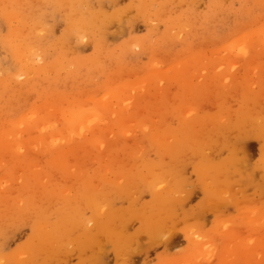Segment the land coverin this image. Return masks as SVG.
I'll return each instance as SVG.
<instances>
[{
  "label": "rangeland",
  "instance_id": "rangeland-1",
  "mask_svg": "<svg viewBox=\"0 0 264 264\" xmlns=\"http://www.w3.org/2000/svg\"><path fill=\"white\" fill-rule=\"evenodd\" d=\"M170 1H173V0H160V1L156 0V3H155L156 5H154V6H156L155 9H153L154 7H152V8L149 9L150 11L149 10H147V12L145 11L143 15L142 14H139V15L136 14L137 18L135 17V19H134V16H133L134 15L133 11H131V13H133L131 15L130 11L128 9V11L125 12L126 14L124 16H125V19L129 22V24H125L124 23L123 25H125V26L122 28L123 31L121 30L120 33H116L112 37H110L111 35L109 33L108 38L106 39L107 41H104V44L106 46L104 45L105 48H102L104 52L102 51V49L101 50L96 49L95 46H93V44L89 40H87L86 37H85L86 41H81V40L84 39L83 38V39L80 40L79 45H77V47H78V50H76L77 53L74 51L75 48H72L73 52H72L71 49H70L71 51L69 52V49L66 48V49H68V51L67 50H66V52L64 51L66 54L64 53L62 58H60L61 56H59V58L57 59L58 56L56 55L57 56L56 57L52 53L53 50L48 51L49 53H47L46 60H51L50 58H53V57H50V56L54 55V58H53L54 59V64L57 63V61H58V65L59 66L56 64L57 66L55 65L52 68L53 71L49 69V71H48L49 74L45 73L46 77H45L44 73L43 74L39 73V75H37L38 72H37V74H34L33 71H30L31 73H33L31 76L29 75L30 73L28 72L29 74L27 73L28 75L24 78L25 73H23L21 78H16L17 80L18 79H20V80L16 81L15 77L17 75H14V72L16 73V70L18 69V67H19V69L21 68L20 64L18 63L19 61H20V63L22 62V60H20L21 55L13 54L10 49L8 50L5 47L6 44H4L0 40V59L2 60L3 65L7 66L9 64H12V63L14 64L15 63L14 65L12 64V65L9 66V68H10L9 75L11 73H13V74L10 75V77L12 78V75H13V77H14L13 79L14 80H12L11 78H10V81L8 79H6V80H8L10 82V84L13 85V86L10 85V86L13 87V89H12V87L10 89V86L8 88V86H7V85H9V84H7L8 81H6V83L4 82L5 79H3V81H2V78L7 77L8 74H6V73L4 74L2 71H0V78H1L0 81H2L1 83L4 86H5V84H7L6 88H5V89H7L6 90L7 92L5 91L4 86H3V89H2V87L0 89V96H1L0 97V114H1L0 115V123H1L0 127L2 125V128H0V145H2V146L4 144L5 145L6 144H13L14 145L15 142H16V147L14 145L15 148L11 147L13 145H10L7 148V150H6V148L2 150L1 147H0V151L2 150L0 152V161H2V159H3V161L0 162L1 163L0 164V189H1L0 192L4 193V194L1 193L2 195H0V197L5 198V199H2L4 201L0 200V215L2 216L0 218L1 219L0 223H3L4 217H6V216L7 217L9 216L11 218V220L8 219L7 221H4L5 222V227H4V223L2 225L0 224L1 225L0 228H2V230H0V256L4 257L3 259L9 260V261H13V260L14 261L15 260L16 261H21V262H24L23 264H25V262H26L25 259L27 260V262L30 261V259H28V257L31 258V260L32 259L34 260L32 255H35V254L32 253L31 250H32V248L34 246L37 247L38 245H40L39 241H42V243H44L42 236H43V234H46V232L49 230L48 229V225L46 226L47 222H48V224H50V223L53 224L54 223L53 225L51 224L52 226H54L56 224L57 225L60 224L59 226L61 228L58 226V228H60V229H58V228L55 229V227H54V231H55L54 236H55L56 241L60 237L62 239L64 237H66V236H69V234L71 235V233L74 231V233H72L73 236L74 237L77 236L76 237L77 240L81 239V241L83 242L82 235L78 231L73 229L72 232H69L70 228L68 230L64 229V226L60 223V222L63 221V217H65V215H66V214H64L65 213L64 211H68L70 209V207H72V208L75 207V210H78V211L74 212V214H76V216H73V218L71 217V220L73 221L72 222L73 226H75V227H76V224L78 223V220L80 219V217L85 219V223L87 222V224H89L88 221H87V217H89L92 214V207H91L92 204L97 203L98 206L102 205L104 208L107 209V206H104V203L106 202L105 205L107 204L108 207L110 208V209H107V211L108 210H112V213L114 215H115V212L113 210L116 211V210H118L120 208H122L121 211H123L126 208L125 209L126 212L129 210L127 212V214H132V216L134 215L135 220L131 218V221L134 220L135 222L133 221V222H130L128 224L127 231H132L133 228L134 229L138 228L139 221H138L137 217L135 216L134 211H143V209H142L143 203L149 202L151 200L150 198L152 197L151 196L152 195L151 191L149 189L143 187V182H149V180H151V178H153V177H156V178L162 177L160 179L158 178L154 182V187H155V185H156L155 183L161 182L162 179L165 181V183L161 182L162 184H160V185H162V187L159 184L158 185L160 187H158V185H157V189L158 190H162V189L166 188L167 186H170V185L172 186V185H174L175 183H178V182H179L178 184L180 186V188H179L180 190H179L178 193L182 192V190L184 191V193H186L187 191H189V189H191L190 193H188L189 195L187 193H186L187 195H185L183 193L186 196V200L187 201H186V204L182 208L180 207V211L178 210L179 207L176 209V216L177 217H175L173 223H170V224H173V225L167 224L165 226V228H163V229H161L159 226L156 227V229L160 228V230H166V228H168L169 225H170V229L174 228L173 231L172 230L169 231V228H168V230H166V232L168 231L169 233L170 232L171 233L168 234V236H166L167 233L165 234L163 231L160 232V230H159L157 232V234L155 233L156 234L155 235L156 238L153 239V240H151V238L148 235L141 234V236L139 237L140 242H138V244L141 247L139 245H137V247H135V250L134 249H133V251L131 250L134 254H132V255L129 254V257H128L129 260H127L128 262H126V263L125 262H122V263L118 262V264H143V263L144 264L145 263L146 264H148V263L149 264H180V263L181 264H184V263H187V264H189V263L190 264H206V263L207 264H247V263L248 264H264V258H262V257H264V239H262V238H264V218H262V217H264V216H262V215H264V214H262V213H264V211H262V210H264V208H262V207H264V179L260 178L262 176L258 173L259 171L258 170L253 171L254 175L251 176V184L252 185H247L246 186L243 181L241 183H239V184L243 183L241 185V187L244 186V188H245V186H246V188L244 189L245 192L244 191H243V193L239 192V193H242L241 194L242 196L241 195H239L241 197H239L238 195L236 196V197H239V199H236L234 197V195H236L238 193V191H240L239 190L240 186L238 185L237 188H239V189H236L235 192H233L234 190L231 191V193L229 192L230 193L229 194L230 197L227 199V197L225 196L226 197L224 199L225 201L224 200L220 201L223 198H222V195L220 197V194H219L218 196H216V199L214 198V201L216 200V202H214L212 200L213 203H211V205L208 208L204 206L200 210L199 209L200 208V203H202L203 201H202V191L199 190L201 188H199V183H198V177H197V174H196V169H198L200 167V169L203 170V172H204L205 169L209 170L208 167L210 165H214L218 161L217 160L218 158L227 157L229 154H228L226 149H221V151H220V149H218L217 152L219 153V151H220V153H219L220 155L219 154L216 155L215 154L216 151L214 149L215 152H213V154H212V150L213 149L211 150V148L205 146V148H206L205 150L206 151L211 150V152L209 151L206 154L205 153L206 151L204 150L205 151L203 153L204 156H203V154L194 152L196 157H197L196 158L195 155L193 154V151H192L193 148L191 146H187L186 147V142H184L187 139H189V140L190 139H198L200 137L199 134L200 135L202 134L201 137L203 138L202 139L200 137V141L199 142H203V140H204V142H206L207 138L208 139H212L213 135L214 136L216 135V133H213V131H214L212 129L213 126L216 129V127H215L216 124H218V125L225 124V123L227 124V123L231 122V120L234 121V119L237 118L238 113H239V115H241L243 112H247L246 110L249 109V107H250L249 113L251 114L252 112H254V115L253 116L251 115V116L254 119H256V120H254L255 122L259 118H260L259 120H264V119H262V118H264V115H262V114H264V111H261V110H264V104H262V103H264V99H262V96H264V41H262V39H264V36L261 37L262 32H264V29H262V28H264V4H262V3H264V0H259V1H257V0H250L249 1L248 0L249 2H246L247 0H245V1L244 0H236V1L235 0H198V1L197 0H191L192 3L189 2L190 0H187V1L186 0H180V1L179 0H174L176 3L173 2V4H170ZM183 1H185L184 6L182 4L183 7L179 9V7H180L181 3H183ZM254 2H255V4H254ZM116 3H117L116 5L118 6V7L116 6L117 8H120V9H122V8H124V9L130 8L129 7L130 0H116ZM157 3H159L160 6L159 5L157 6ZM164 3L166 5L169 4L167 6V9H165V8L163 9V6H165ZM258 3L259 4L261 3V4L259 5ZM161 4H162V6H161ZM103 5H104V8L106 9V5H108V4H106L104 2ZM174 5L175 6L177 5L176 6L177 8ZM221 5H223V6H221ZM109 6L110 5H108L107 8L111 9L112 6H110V7ZM256 6H257V8H256ZM160 7L164 11L159 9ZM261 7H262V9H261ZM220 8H222L221 11H219ZM29 9H31V8L28 7V10ZM57 9L59 10L60 8H57ZM168 9H169V11H168ZM223 9H226L227 11H225ZM58 10H55V11H57V12L60 11L61 12V9L59 11ZM156 10H157L158 14L155 12ZM170 10H172V11H170ZM174 10H175V12H174ZM243 10H245V11H243ZM60 12L59 13H55L54 12L55 15L58 14V16L57 17L55 15L53 16V17H56V18L52 19V20H54V21H52V24L55 21L56 22L53 24V34H52V36H48L46 38V42L47 43H51V42H55V41L57 42L59 40V38L63 35L64 31H65V24L61 20L62 16H60L61 18H59V15H62V12H61V14H60ZM127 12H129V13H127ZM134 12H135V10H134ZM186 12L189 13L190 15L187 14V16H185ZM216 12L217 13L218 12H220V13L223 12L224 15H222V14H218L217 15ZM193 14H195V15H193ZM200 14L201 15L203 14V15L200 16ZM210 14L213 15V16H211ZM214 15L216 17V21L217 22L214 20L215 19ZM126 16L129 17V18H127ZM143 16H145V17H143ZM218 16H219V18H217ZM239 17H240V19H239ZM129 19H131V20H129ZM202 19H203L205 25L204 24H200V22L203 23ZM219 19H221V20H219ZM205 20L207 21V25L205 23L206 22ZM233 20H234V22H233ZM48 21H50V19ZM149 21H150V23H149ZM10 24H11L12 29H16V28H19V27L21 28L22 27L16 21H13ZM114 24H115L116 27H118V24H116V23H114ZM114 24H112L113 26L111 25L109 27L110 29L112 28L111 30L109 29V31H113L114 30V32H115L116 27L114 26ZM176 24H177V26H176ZM183 24H184V28H183ZM186 24H188L187 25L188 27L185 26ZM238 25H239V27H238ZM15 26H17V27H15ZM211 26H212V28H211ZM7 27L9 28V23L7 21H5V20H2L1 16H0V38H7V37L9 38V36L7 34L9 33L10 28L8 29ZM114 27H115V29H113ZM235 27H238V28H235ZM170 28H171L172 32H170L171 31ZM214 28H215V30H214ZM173 29H175L176 31L175 30L173 31ZM183 30H185V31H183ZM180 31H182V32H180ZM167 32L168 33L170 32L169 33L170 36L172 35L174 38H170V36H167ZM173 33L176 34V36H174ZM219 34H222V35H220V37H219ZM238 34H240V35H238ZM190 35H192V36H190ZM224 35H226V36L223 37ZM242 35L243 36H247V38L248 37L251 38V39H246V42L249 40L248 44L244 40H243L244 43H243V41H242V43H243V45L247 44V45H244V46H246L248 49L252 50V51L248 50L247 54H245V52L243 53L242 51L238 50L240 54L241 53L245 54L243 57L241 55H239L237 53V51L234 52V50L236 49L237 46L236 47L234 46V48H233V46H228L229 44L233 45L232 42H234V41H232L231 38L235 39V37L236 38L238 37V39H239V36H242ZM243 36H242V38H240L241 40L243 38H245ZM176 37L180 41L178 39H176ZM256 37H259V38H256ZM55 39H57V40H55ZM240 39H239V41H240ZM18 40L17 39L16 40L13 39V41H15L13 43L15 45L19 44L18 42L20 40L19 41ZM237 40H236V42H237ZM131 41H132V43L134 42V44L130 45ZM250 41L254 45L251 44ZM184 42H186V43H184ZM238 43H237V45H238ZM242 43L240 42L241 45H242ZM226 44H228L227 48L225 46ZM70 45H73V44L71 43ZM124 45H125V47H123ZM251 45H253V46H251ZM260 45H262V46H260ZM149 46H151V47L148 48ZM221 46H224L225 48L224 47L222 48ZM250 46L252 48H250ZM131 47H132V49H131ZM152 47L154 49H152ZM231 47L234 49V50L232 49L233 52L228 50ZM123 48L124 49L126 48V50H124ZM254 48H256L255 51H254ZM119 49H120V51H119ZM127 49L131 52V53L129 52L130 55H127V54L125 55V53H127ZM155 49L157 50L156 51L157 53L154 51ZM225 49H226V51H224ZM106 50L112 51L113 55H109L106 52ZM122 50H123V53H122V56H121L120 52H122ZM183 50H184V52H183ZM98 52L100 54H98ZM170 52H172V53H170ZM208 52H209V54H208ZM229 52H232V54L233 53H237V55H239L240 57L236 56V54H233L231 57H229L230 56L229 54H231ZM152 53L153 54L156 53V54L153 55ZM105 54H107V55H105ZM169 54H170V56H169ZM214 54H216V55H214ZM226 55L227 56L229 55V56L227 57ZM254 55L256 56V59H255ZM17 56L20 57V58H18L19 60L17 59ZM110 56H112V57L115 56V57H113V60H111L112 58H110ZM116 56L120 57L121 59L117 58ZM123 56H125V57H123ZM222 56H223V58H221ZM39 58L40 57L38 56V58L36 60H40V62H41V59H39ZM42 58H43L42 61L45 60L44 56H42ZM115 58H117V59L114 60ZM75 59L77 61H80V63H81L80 67L79 66H75L72 63V61L74 63H76L74 61ZM122 59L125 60V61H123ZM204 59H206V60H204ZM258 59H259L260 62L258 61ZM84 61H85V63H82ZM113 61H115V62L113 63ZM116 61H118V62H116ZM253 61H254V63L255 62L256 63L255 64L252 63ZM123 62H125V63H123ZM218 62L220 63V65L222 64L221 67H220ZM66 63H70L71 65L66 64ZM115 63H116V67H114V65H113ZM232 63H234V65ZM34 64L36 65L37 62L34 63ZM232 65H233L232 68L229 67V66H232ZM12 66H14V67H12ZM84 66H86V67H84ZM223 66H224V68H222ZM81 67H82L83 70L81 69ZM205 67H206V69H205ZM228 67L231 68V69H228ZM116 68H118V69H116ZM163 68H165V69H163ZM201 68H203V69H201ZM219 68H221V69H219ZM19 69L17 70V72L20 71ZM60 69H61V71H60ZM151 69L153 70V72H152ZM190 69H192V70H190ZM214 69H216V70H214ZM199 70H200V72H199ZM205 70H206V72H205ZM50 71H52L51 74H50ZM63 71H65V72H63ZM113 71H114V73H113ZM149 71H151L152 74H149L150 73ZM193 71H195V72H193ZM57 72L59 74H57ZM228 72H230L231 74L228 73ZM1 73H3V74H1ZM154 73H156L157 75L154 74ZM174 73H176V76L174 75ZM16 74H20V76H21L20 72L16 73ZM153 74L155 76H153ZM237 74H239V75H237ZM42 75H44V81L45 82H43ZM59 75H61V76H59ZM28 76L30 78H28ZM34 76L35 77L38 76V77L35 78ZM148 76H149V79H148ZM173 76H175V77H173ZM198 76H201V77H198ZM224 76H227V77H224ZM230 76H231V78H230ZM238 76H241V77H238ZM18 77H19V75H18ZM48 77H50L51 79H49ZM213 77H216V78H214V81H213ZM222 77H223V80L226 79V78L227 79L222 82ZM27 78L30 79L31 81L27 80ZM38 78L39 79L41 78V80H38ZM204 78L208 79L210 81L205 80ZM134 79L135 80L138 79L139 81L138 80L135 81ZM228 79H229V81H227ZM230 79H232V80H230ZM23 80H25L24 82L26 83V85L28 87V90H26V92L28 91L27 93L25 91H24L25 93L23 91L21 92V88H20V90L18 88L19 85L21 84V81L23 82ZM204 80H205L206 83L204 82ZM217 80H218V83H217L218 87L220 86L218 88V90L219 89L220 90L225 89L224 91L227 92V90H228L227 88H224V87L222 88V86H224V82H225L226 87L229 84H234L233 85L234 89H233V87L231 85H229L228 86V88H229L228 91L231 90V88H230V86H231L232 89H233V93L236 92V95L238 94V96H236V95H234L232 93H231V96H230L229 93L225 92V94H224V91L222 92L220 90L216 94V92H217V90H216V86H217L216 81ZM12 81L13 82L15 81V82L11 83ZM18 82H20V84H18ZM185 82H186V84H185ZM197 82H199V83H197ZM16 83L18 85H16ZM138 83L140 84V86H139L140 88L138 87V85H139ZM200 83H201V85H200ZM2 84H0V85L2 86ZM38 84H43L42 88H43V86L44 87L46 86L47 89L44 88L41 91V86L38 87ZM198 84L201 87L200 86L198 87L199 90L198 89L194 90V91H197L196 94L195 95H194V93H192V95L190 94L189 95L190 98H189L188 94L190 92L188 91V94H186L187 91H186L185 87L187 85H189L191 87V85H193V86L195 85L196 86ZM26 85L24 87L25 89L27 88ZM52 85H53V87H51ZM100 85L102 87H100ZM129 85L131 87H128ZM143 85L146 86V87H144ZM210 85H212L211 87L213 88V89L211 88V90L208 89L210 87ZM250 85H252V86H250ZM245 86H246V89L244 88ZM248 86H249V88H248ZM15 87H16V89H15ZM143 87H144V89H143ZM169 87H170V89H169ZM127 88L128 89H132V91L128 90ZM174 88H176V89H174ZM214 88L216 90L215 92H214ZM235 88H237V89H235ZM243 88H244L245 91H243ZM25 89H23V90H25ZM33 89H34V91H33ZM121 89H122V91H121ZM123 89H126L129 92L126 91V90L123 91ZM142 89H143V91H142ZM14 90H15L16 93H13ZM43 90H44L45 93L41 94L43 92ZM112 90L113 91L115 90L114 94H112ZM119 90H120V93H121L120 96L122 95L124 97H127V96H125L126 93H127L126 95H128V96L131 95V99H130V97H129V99L133 101V102L132 101H130V102H132L131 104H134V105L128 106L129 109L128 108L127 109L130 112L126 113L127 110H125L124 107H123V106H126L127 104H129V102L126 103L123 106H122V103L120 102V107L118 106V108L115 107V105H113L116 102V106H117V103L119 102L118 98L115 96V92L119 93ZM236 90H239V92H237ZM38 91L41 92L40 93L41 95L39 94ZM46 91H48V92H46ZM108 91H109V94H107ZM134 91H135V93H134ZM198 91H199V93H198ZM37 92H38V94H36ZM231 92H232V90H231ZM247 92H250V95H249L250 98L247 96V94H248ZM21 93H23V94H21ZM60 93H61V95H60ZM102 93H104V94H102ZM181 93H182V95L183 94L185 95V98L187 97L186 98L187 99L186 102H187V106L189 105V108L186 105H184V104H186L185 100H184V102H182L183 104L182 103H178L179 102L178 98L181 95ZM211 93H213V94L215 93V95L210 96V95H212ZM3 94H5V96H3ZM201 94H203V95H201ZM226 94H227V96H226ZM205 95L206 96L208 95L207 96V100L204 99V98H206ZM233 95L235 97H238V98H234ZM142 96H144V97L146 96L145 97V101H146L147 98H148V101L151 98L150 100H152V102H154V103H156L157 101H158V103H160V105L162 103L161 106L160 105L158 106V103L156 104L157 105L156 108H158L159 110L164 105V103L166 105L167 101L169 102V104L172 102L171 104H173V105H170L171 108L169 106H168L169 108L165 107V105H164V108L162 110L163 114H162L161 111H157L158 112L157 113L156 110L155 111L153 110L155 105H154V103H150L151 101L150 102L146 101L147 102V104H145L146 107L142 106L145 103V101H143V100L139 101V105H137L138 103H137L136 100H138ZM215 96L217 98L220 97L223 100L225 99L223 97L226 96L225 100H228V101H226L228 104H223L222 103L223 102L222 99L221 100L218 99V101H217V99H215V101H216L215 102L213 100ZM26 97H28V99ZM40 97H42V98H40ZM104 97L108 98V99H104V100H106V101L110 100L109 103L112 102V105H113L112 108L115 109V111H113V113L114 112H119V113H121V115L123 114L124 115V121H125V116L127 115L126 116V121H125L126 126H124L125 130L123 132V129H122V131H119V129L117 127H115L114 125H109V124H111V122L113 120L118 118L117 115H119V113L118 114L116 113L115 115L117 117H114L111 120V117L114 116V115L112 116L113 113H111L112 111H110L111 107H106V109H103V113H105L104 115L107 116L106 118H109V115L111 113V117L109 119L111 121H107L106 122V120H105V122H106L105 130H104V132L102 133V135L100 137L101 138L100 140H104V143H105V140L106 141L109 140V144L111 143L110 145L107 143L108 141L106 142V144L102 143L103 146H105V145L107 146V147L106 146L104 147V148H106V150L103 149L102 145H101V147H99L100 145L99 146L95 145V146H92V147L88 146V147H91L92 150L94 149L93 152H92V150L90 148L89 149L87 147L85 148V146L81 145L80 142L77 143V141L80 140V138H81L80 136L73 137V140L75 138H77V139H75L74 141H71L69 145H64V148H66L65 152L64 151L63 152H59V155H58L59 157L57 156L58 158L50 156L51 153L58 151L57 150L58 147L57 148H52L51 147V149L48 148V150L46 148V151L48 153H45L46 151H45L44 147H43L44 151H43V148L39 149L40 148L39 146H38L39 148H36L37 150L36 149L32 150L31 146H33V143H31L30 140H32L33 137H36L38 135V133H40L42 135H46V134H44L45 131L48 133V132L54 130L57 133H59L61 131L60 132V135H61V133L63 131H65V127L62 124V122L61 121H57V120H59V117H61V112L60 111H62V110L63 111H69L73 103H78L77 105L80 104V106H83V104L86 103V104H84V106L86 108L87 107H89V108L90 107L91 108L92 107H97L98 108L99 107L98 106L99 98L101 99V98H104ZM124 97H123V99H125ZM158 97H159V100H158ZM160 97H162V99H160ZM202 97H204L203 100H202ZM228 97H229V99H228ZM246 97H248V98H246ZM61 98H63V101L61 100ZM90 98L91 99L93 98V100H91ZM112 98L114 100H116V101H114ZM152 98H155V99L157 98V99L155 100V99H152ZM167 98H168V100H167ZM196 98H198V99L200 98V100H198V99L196 100ZM209 98H213V99H210V103H209V100H208ZM129 99L128 100L125 99V100L129 101ZM72 100H74L73 103H72ZM84 100H87L88 102L84 101ZM117 100H118V102H117ZM120 100H121V97H120ZM164 100H165V102H164ZM194 100H195V102H194ZM212 100L216 104H218L219 106L216 105ZM260 101L262 103L259 104ZM3 102H5V103H3ZM46 102H47V106H46ZM50 102H52V103H50ZM193 102L194 103L199 102V103L196 104V106L193 107L192 106ZM201 102H203V103L201 104ZM211 102L214 103L213 107L211 105L209 106V104H213ZM10 103L11 104L13 103V104L11 105ZM43 103H44V105H43ZM87 103L88 104L90 103V105H88ZM194 103H193V105H194ZM207 103H209V104H207ZM224 103H225V101H224ZM247 103H248L249 107H248ZM7 104L9 105V107H8ZM48 104L49 105L51 104L50 105V109L52 108L51 110L49 109ZM123 104H124V102H123ZM169 104H167V105H169ZM179 104H180V106H182V107H180V109L178 108ZM62 105H64L63 106L64 108L62 107ZM109 105H111V104H109ZM151 106H153V107H151ZM58 107H59V109H58ZM85 107L83 109H85ZM122 107H123L124 110L122 109ZM184 107H187V109L189 111L193 107L192 109L193 110L195 109L193 111L195 113H193L191 111L193 114H191V112H190L189 116L187 114H186L187 117H185L186 116L185 114H184L185 116H183V112L185 113L186 110H187V109H182ZM205 107H207V108H205ZM166 108H168V109L166 110ZM176 108H178L179 111H176ZM256 108H259V109H256ZM55 109H57L56 112H58V113L54 112ZM241 109H243V110L241 111ZM34 110H36L37 113L43 114V112H44V114H46V119L42 121V123H41L42 125L40 124L42 127H43V123L46 124L45 125L46 128L44 127L45 130H43V131L42 130H37V128L41 127L38 124L34 128H31V129L29 128V130L36 129V133H34V130L30 131L28 133L29 130L26 132V130L28 128L25 129L27 126H26V122L24 121V117H25L24 115L28 116V117H26L28 119L30 117L29 116L30 114L28 115L27 113H30L31 111H34ZM40 110H41V112H40ZM116 110H118V111H116ZM227 110H228V112H227ZM233 110L234 111L237 110L236 112H238V113L234 112ZM255 110H257V111H255ZM259 110L261 112H259ZM165 111L166 112L168 111L167 114H166ZM181 111H183V112H181ZM189 111H187V112H189ZM221 112L222 113L225 112L223 114L224 117H223L222 114H221V116L224 118V121L227 120L228 122L226 121V122L223 123V121H222L223 118H221V121L219 120L220 119L219 115H220ZM257 112H259V113H257ZM53 113H55V114H53ZM208 113H210L212 116L210 114H208ZM215 113H216V115H215ZM217 113H219V114H217ZM58 114H59V117H57ZM54 115L57 117V120H56L57 124L53 125L52 129H51V127L49 128L48 126L52 125V124H48V120L50 118H52V117H53L52 119L54 120V118H55ZM230 115L231 116L234 115L233 119H231ZM255 115L258 116V117H256ZM19 116H20V118H19ZM213 116L216 119H214ZM215 116H217V117H215ZM4 117L7 118V119H5ZM189 117H190V119H188ZM17 118H19L20 121L23 120V124H21L19 120H18V123H17ZM26 118H25V120H26ZM132 118H134V121H133ZM209 118L210 119L213 118L212 119V121H213L212 123H210L211 121H210ZM131 119H132V122H131ZM228 119H230V120H228ZM53 120H49V122L52 121V123L55 124L53 122ZM128 120L130 121L129 124H127V122H129ZM135 120H137V121H135ZM2 121H4L3 122L4 124H2ZM184 121L185 122L187 121V122L185 123ZM140 122L142 123L143 128L145 127L144 129L142 128V131L143 132L145 131V133L141 132L140 128L142 127V125L139 124ZM214 122H215V124H214ZM261 122L264 123V121H259V124H261V126L260 125L258 126L259 127L258 130H260V131L264 130V124H262ZM16 123L19 124L20 127L18 125H16ZM196 124L197 125L199 124V125L196 126ZM204 124H206V125H204ZM3 125H5V126H3ZM8 125L10 126L11 131H12L11 133L10 132L9 133L11 134V136L12 135L15 136V137L12 136L13 138L11 136H9V133H8L9 126ZM128 125H130V126H128ZM151 126L154 127V128H152ZM199 126H201V127H199ZM21 127H22V129H21ZM194 127H195V130H194ZM202 127H205V130H204V128L202 129ZM48 128H49V130H48ZM111 128H112V130H111ZM131 128H132V130H131ZM167 128H169V129H167ZM261 128H262V130H261ZM107 129H109L112 132L107 131ZM17 130L18 131L20 130L19 132L21 133L20 134L21 136L18 135L19 134L18 132H17V135H16V131ZM199 130H200V133H198ZM211 130H213V131L211 132ZM41 131H42V133H41ZM173 131L175 133H177V136H176V134ZM201 131H202V133H201ZM205 131H206L205 135L207 137H204L205 135H203V132H205ZM24 132H26V135L24 134ZM105 132H108V136H107L108 138L106 137L107 133H105ZM215 132H217V129L215 130ZM27 133L30 134V135H28ZM64 134H65V132L61 136H63ZM258 134H259L258 138H260L261 135H264L262 133H258ZM7 135H8V137H7ZM164 135H165V137H164ZM169 135H171L172 138H170ZM16 136H18V137H16ZM150 137L154 138V139H159L163 143L168 142V144L170 145V148L165 149L163 147V149H161L162 147L159 146V147H161L159 150H156L154 148H153L154 150L150 149L149 148L150 147L149 146L150 145V141H149ZM167 137H169L170 139L167 140ZM209 137H211V138H209ZM16 138H18V140H22V141L19 142ZM13 139H15V140H13ZM63 139L64 138L60 139L61 140L60 142H65L64 141L65 139L64 140ZM172 140H173V143L178 142V145L177 146H175V145L173 146ZM25 141H26V143H25ZM182 141L184 143H181ZM132 142H134V143H132ZM247 142H248L247 145L249 144L247 147H250L249 149H247V150H249L248 154H249L250 157H249L248 161L250 163L247 161L248 163L246 162L242 166H243V170L249 172V171H251L252 165L255 162H257L259 160V158L261 157L260 156L261 152L259 151V143L256 140H254V138L253 139H252V137H251V139L249 138V140ZM30 143H31V146H30ZM21 144L25 148H23V146ZM180 144H184V145L179 146ZM204 144L205 143H201L200 145L204 146ZM17 145L18 146L21 145V146H19V148H18ZM44 145L45 144H43V146ZM182 146H184V147H182ZM28 147H31V148L27 149ZM46 147H49V146H46ZM59 147H61V146H59ZM159 147H157V148H159ZM181 147L183 149V154H184V152H188L187 153L188 157H190V155L193 157V155H194L196 160L194 158H192V157H190V158H192L190 160H189V158H186V160H185V157L187 155L180 154L181 155L180 156L179 153H178V157H177L176 154H177L178 151L182 150V149H180ZM185 147L187 148L186 151L184 150ZM189 147H190V149H189ZM9 148L11 150L12 149H14V150L11 151V150H9ZM61 148H63V147H61ZM101 148L103 150H105V152ZM24 149H27L29 151L24 150ZM30 149H31L32 152L30 151ZM39 150H41V152ZM51 150L52 151L54 150V151L51 152ZM79 150L82 151V152H79ZM174 150H175V152H174ZM8 151H11V152H8ZM94 151L96 153H94ZM100 151H103L104 154H102L103 152L101 153ZM130 151H131V153H130ZM11 153H12V155H11ZM29 153H30V156H29ZM32 153H33V155H32ZM63 153H65V154L63 155ZM73 153H75V154L73 155ZM93 153H94V155H93ZM180 153H182V151H180ZM130 154H131V156H130ZM214 154H215V156L218 157L217 159H216L215 156L211 157V155H214ZM262 154H264V151H262ZM13 155L15 156L14 159L16 161L10 160L12 157H14ZM91 155H93V156H91ZM168 155H170L171 158ZM207 155H210V156H207ZM179 156H180L181 159L179 158ZM183 156H185L184 159L182 158ZM101 158L102 159L104 158L103 160H106V162L102 161ZM262 158H264V155H262L261 159ZM89 159H90V161H89ZM93 159H95V160H93ZM171 160H172L173 164H172V162H170ZM183 160H184V162H183ZM24 161H25V163H24ZM91 161H93V163H91ZM192 161H194V162H192ZM181 162H182V165H180ZM184 163H186V164H184ZM168 164H170L171 166H168ZM175 164H179L181 167L180 166L177 167V165H175ZM188 164H190V165H188ZM37 165H38V168H36ZM90 165H93V166H90ZM100 165H101V167H100ZM102 165H103V167H102ZM145 165H147V166H145ZM245 165H246V167H245ZM34 166H36V167L34 168ZM152 166H153V168H150ZM155 166L157 167V169L159 168L158 171H160V172L154 171V169L156 168ZM31 167H33V168H31ZM88 167H89V170H88ZM164 168H166V170ZM70 169H72V170H70ZM105 169H108L107 172H105ZM152 169H153V173H152ZM162 170H163V172H162ZM181 171H182V173H181ZM171 172H173V174H171ZM97 173L100 174V175L96 177ZM180 173H181V175H180ZM161 174L164 175V176H162ZM168 174L170 176H168ZM131 175L133 177L132 178L133 180L130 178ZM166 175L168 176L167 179H169V180H170V178L172 176H175V178L172 177L173 180L175 179L173 181V184H171L169 182H167L168 184H166V181H168V180L164 179V177L165 178L167 177ZM259 175H260V177H259ZM148 176H149V178L151 176V178L149 179ZM67 178H70V179H67ZM118 178H119V180H118ZM129 178H130V180H129ZM146 178H148V179H146ZM29 179H30V181H29ZM42 179H43V181H42ZM134 179H139V180H136V181H138V182H136V181H134ZM84 180H86V182ZM146 180H148V181H146ZM159 180H161V181H159ZM184 180H186V181H184ZM35 181H37V183L34 184ZM118 181H121L120 182L121 184H119ZM170 181H172V180H170ZM196 181H197V183H196ZM25 182H28L29 184H26ZM76 182H77L76 186L77 185L79 186L78 188L75 185H74L75 189L71 188L69 186V185H71L73 187V184H75ZM129 182L132 183V184H130ZM136 183L137 184L141 183V184L138 187L139 184L137 185ZM191 183H192V185H191ZM23 184H24L25 188L21 187ZM186 184L192 186V188H189ZM17 185H19L20 187L17 186ZM29 185H30V187H29ZM42 185H44L43 186L44 189H43ZM103 185H104V187H107V188L105 189L103 187ZM253 185H256V186L254 187ZM92 186H95V187L99 186V188L101 186L102 187L101 190L102 191L104 190V191L102 192L99 188H98L99 190H97L96 188L94 189ZM183 186H185L184 187L185 189H183ZM39 187H42V188H40V190H39L38 189ZM69 187L72 190H74L73 192L75 193V194H73L72 190L70 189L71 192H72V193L70 192V195L72 194L70 197L68 196L69 195L68 192L70 191L68 189ZM110 187L112 189L109 190ZM132 187H133V189H131ZM141 187L143 189H142V191H139L138 188L141 190ZM88 188H90V190ZM118 188H120V190ZM126 188H127V191H126ZM187 188H189V189H187ZM232 188H234V187H231L230 189L232 190ZM59 189L64 190V192L60 191V192H63V194L61 193L62 196L66 195L65 196L66 198L63 197V199L65 198L64 200H62V199L56 200V199L52 198L53 196H55L54 193L56 194V191H58ZM92 189H93L92 193L94 195L91 194V190ZM254 189H255V191H254ZM26 190L29 193L26 192ZM258 190H261V191H258ZM40 191H41V194L39 195L38 193ZM53 191H55V192H53ZM111 191H112L113 194L110 193ZM227 191H230L229 188H228ZM34 192H36V194ZM65 192H66V194H64ZM84 192L86 194H88L89 197H90V194H91L92 197H90V198H88V196L84 197V195H86V194H84ZM114 192H115V195H114ZM117 192H119V193H117ZM132 192H133V196H132ZM134 192L137 193V194H141V195H139L140 197L137 194H134ZM11 193H12V195L14 197L11 195ZM24 193H25L26 196L24 195ZM76 193H77V195H76ZM107 193L110 194L108 196L111 197V195H112V197L109 198L107 196ZM223 193H224V191H223ZM98 194H100L99 196H102V195L106 194V196H103L101 198V197L97 196ZM121 194L123 196H120ZM221 194H222V192H221ZM232 194H233V196H231ZM20 195H21V199H23L25 201H20V204H18L17 201L19 202ZM41 195H42V197H45L46 199L42 198ZM224 195H223V197H224ZM17 196H19V197H17ZM80 196L84 199L85 202L82 201L83 199L80 198ZM135 196L136 197L138 196V198H136ZM10 197H11V199H13L12 201H10ZM25 197H27V198H25ZM74 197H75V199H74ZM125 197H129L130 198L129 201H127L128 198H125ZM231 197H234V199H236V200H234L235 202L233 203V200L231 199V204H230L229 203L230 201H228V200ZM242 197H243V199H242ZM7 198H9L8 202L6 201ZM51 198H52L53 201L56 200V202H54L56 204V206L50 200ZM59 198H60V196H59ZM37 199H38V201H36V203L39 202L38 204H36L35 201H34V200H37ZM98 199H100V200H98ZM259 199H260V201L261 200L262 201L260 202ZM47 200H48L49 204L47 202L44 203ZM49 200L52 202L51 204H50ZM67 200H69V201H67ZM70 200L72 201L71 203H70ZM78 200L82 201L83 204L81 203V205H80V202ZM133 200H135L136 202H134V203L132 202L131 203V201H133ZM247 200H249V201H247ZM75 201L77 202V204L74 203ZM200 201H202V202H200ZM241 201L243 202V204H242ZM244 201H247V202L245 203ZM3 202H5V203H3ZM9 202H10V204L14 203L15 205H13V204L9 205ZM31 202H32V205H30ZM101 202H104V203L101 204ZM254 202H255L256 205L254 204ZM26 203H27V206H26ZM113 203H114V205H113ZM247 203H249V204H247ZM257 203L259 204V206H258ZM33 204L35 205V207H37L36 208L37 210L35 209V207L33 208ZM47 204L48 205H52V206L54 205L53 206L54 208L51 206L52 210H50L49 209L50 207L48 208ZM71 204H73V205H71ZM6 205L7 206H11L12 209L10 207H7ZM40 205L41 206L44 205L47 208V210L49 209V211L47 212L45 210L46 209L45 207H42L43 208L42 209L40 207ZM60 206H62V207H60ZM217 206H218L219 210L215 209ZM1 207H3V208H1ZM6 207L8 209L10 208L9 209L10 213L9 212H5L4 213V211H9ZM67 207H69V209H67ZM256 207H258V208H256ZM18 208H20L19 212L17 211V210H19ZM31 208H33L35 210V212H32L31 210H33V209H31ZM58 208H60V209H58ZM115 208H117V209H115ZM205 208H207V209H205ZM209 208H211V209H209ZM258 209H260V210L257 211ZM26 210H27V212H26ZM43 210L45 212H42ZM177 210L179 212H177ZM16 212H18V214H19L18 216L16 215L17 214ZM20 212H22V213H20ZM61 212H62V214H61ZM6 213H9V215H7ZM12 213L13 214L16 213L15 216L13 215V217H11ZM23 213H25L24 214L25 217L28 214L29 221L31 220L30 223H28L29 222L28 219H26L24 216H21V215H23ZM37 213H39V214H37ZM51 213H52V215H50ZM57 213H59V214H57ZM125 213L123 212V213L117 214V215L118 216L125 215ZM127 214L125 216H122V217L129 216ZM260 214H261V216H260ZM3 215H4V217H3ZM37 215H39V216H37ZM245 215H246V217H245ZM248 215H249V217H248ZM31 216L34 217V218L30 219ZM43 216L46 217L47 219L43 218ZM7 217H6V219H7ZM57 217H59V218H57ZM219 217H221V218H219ZM257 217H258V219H256ZM2 218H3V220H2ZM49 218H50V220H49ZM222 218H224V219H222ZM253 218H255L256 220L253 219ZM12 219H15V221H18L19 225L14 220L12 221ZM218 219L220 220L219 222H217ZM225 219H228V220L223 222V220H225ZM254 220H255V224L253 223ZM52 221H54V222H52ZM12 222H14V223H12ZM89 222L91 224H89L87 226H91L92 225V221H89ZM227 222L229 224H227ZM221 223H222V225H221ZM6 224H7V226L9 228L11 227V229L12 228H14V229L11 230V229L8 228V230H7ZM11 224H13V225L11 226ZM129 225H130V228H129ZM237 225H239V226H237ZM201 226H202V228H201ZM225 226H226V228L224 229ZM43 227L44 228L46 227V228L44 229ZM34 228H36V229H34ZM49 228H51V227H49ZM183 228L184 229L186 228L188 230L186 231V229L184 230ZM4 229L6 231H4ZM39 229H41V231ZM183 231H185V233L186 232L188 233L187 235L185 234L186 238H187V236L189 234L192 233L190 235L192 242L188 241L184 237V233H182ZM2 232L3 233L6 232V233L3 234ZM193 232H197V234L193 233ZM163 234H165V235H163ZM237 234H239V235H237ZM260 234H262V235H260ZM5 235H7V236L5 237ZM195 235L197 237H195ZM251 235L252 236L254 235V237H252ZM255 235H257V236H255ZM73 236H72V238H74ZM190 236H188L189 239H190ZM246 236H248V237H246ZM192 237H195L194 239H196V240H193ZM161 238H163L164 240L161 239ZM198 238H199V240H202L200 243L204 244L205 247L202 244L199 246L200 243H198L199 242ZM246 238L247 239L250 238V239L247 240ZM74 239L71 240L69 238L68 239L65 238V240H64L65 244L63 246L65 247L66 245H68L67 244L68 242L72 241L73 242V246L71 245V248L74 249L79 244L82 243V242H80L78 244L77 240L76 239L74 240ZM244 239H246V240H244ZM155 240H156V242H155ZM215 240H216L217 243L215 242ZM176 241H178V242H176ZM193 241H195V242H193ZM52 242L53 241H51V244H52ZM72 242H70V244ZM168 242H170V243H168ZM54 243H55V241H54ZM194 243L195 244L198 243V245L197 244L194 245ZM58 245H59V243H58ZM214 245H216V246H214ZM177 246H179V247H177ZM201 246H202V249H201ZM84 247L85 246L81 244V249L82 250L84 249L83 250V257H84L83 259H86V258L89 257V254H86V253H88V252L90 253V250L87 249L86 247L85 248ZM138 247H139V249H137ZM181 247H182V249H181ZM194 247H195V250L193 249ZM198 247H200V248H198ZM69 248H70V246H69ZM205 248H207V249H205ZM209 248H210V250H209ZM164 250H165V252H164ZM207 250L209 251V255L207 254L208 252L206 253ZM211 250H212V252L214 254L211 252ZM73 251L75 253L74 252H71V253L68 252L69 253L68 254L66 252H63L62 254H64V256L61 255V254H58V252H60V251H57L56 252L57 255L55 256L56 259L57 258L58 259L59 258L63 259V257H64V259L66 258L65 260L63 259L61 261H58V262H60L58 264H61V263L62 264H79V262H77L78 258H79L78 257V255H79L78 251L79 250L76 248V250H73ZM76 252H77V254H76ZM84 252H85V254L88 257H86V255H84ZM259 252H260V254H259ZM16 253H17V255L19 254L20 256L19 255L17 256ZM28 253H30V256H29ZM190 253L192 255H189ZM245 253H246L247 256L245 255ZM70 254H72V255L70 256ZM15 255L17 257H19L18 258L19 260H17ZM60 255H61V257H59ZM99 255H101V256H99V259L101 260L102 264H116L117 263L116 259H115V256L113 254V251L110 249V247L108 245H106L105 249L101 253H99ZM196 255H199V256H197L198 259H197ZM204 255H206V256H204ZM230 256H232V257H230ZM67 258H69V259H67ZM55 261H56V264H57V260H55Z\"/></svg>",
  "mask_w": 264,
  "mask_h": 264
},
{
  "label": "bare ground",
  "instance_id": "bare-ground-1",
  "mask_svg": "<svg viewBox=\"0 0 264 264\" xmlns=\"http://www.w3.org/2000/svg\"><path fill=\"white\" fill-rule=\"evenodd\" d=\"M160 1V0H159ZM180 1V0H179ZM187 1V0H186ZM198 1V0H197ZM236 1V0H235ZM245 1V0H244ZM250 1V0H249ZM248 0L246 1V2H249ZM257 1H259V0H257ZM104 2L106 3V4H108V5H110V6H112V8L111 9H109V8H107V6L108 5H106V9L104 8ZM165 2V1H164ZM173 2H175L174 0L173 1H170V4H173ZM189 2H191V0L189 1ZM204 2V1H203ZM224 2V1H223ZM156 3V0H130V5H129V7L130 8H127V9H124V8H122V9H120V8H117L118 6L116 5L117 3H116V0H0V16H1V19L2 20H5V21H7L8 23H9V28H10V31H9V33L7 34L8 36H9V38L7 37V38H0V40L4 43V44H6V48L9 50H11L12 51V53L13 54H19V55H21V58L20 57H18L17 56V59L18 58H20V60H22V62L20 63V61L18 62L19 64H20V69H19V67H18V69L20 70V71H18L17 72V70H16V73H21V76H20V74H16L15 72H14V75H17L16 77H15V80L16 81H18V80H20V79H16V78H21L22 77V75H23V73H25V75H24V78L29 74L30 76L33 74V73H31L30 71H33L34 72V74H37V72H38V74L37 75H39V73H41V74H43L44 73V75H45V73H47V74H49V69L50 70H52L53 71V67L57 64L58 65V61H57V63H55L54 64V55L57 57V59L59 58V56H61L60 58H62V56L64 55V53L66 52V50L68 51V49H69V52L72 50V52H73V49L72 48H75L74 49V51L76 52V50H78V47H77V45H79V42H80V40L81 39H83V40H81V41H86V39H85V37L87 38V40H89L92 44H93V46H95V48L96 49H99V50H101L102 48H105V44H104V41H107L106 39L108 38V35H109V33H110V37H112L114 34H116V33H120V31L122 30L123 31V27L125 26V25H123L124 23L125 24H129V22L125 19V12L126 11H128V9H129V11H130V14L132 15L133 13H134V19H135V17L137 18V16H136V14L137 15H139V14H144V12L146 11L147 12V10H149L150 8H152V7H154L153 9H155V7L156 6H154V5H156L155 4ZM167 3V2H166ZM176 3V2H175ZM181 3V2H180ZM184 3H185V1H183V3H181V5H180V7H179V9L180 8H182L183 6H184ZM192 3V2H191ZM253 3V2H252ZM165 4V3H164ZM182 4H183V6H182ZM189 4V3H188ZM205 4V3H204ZM247 4V3H246ZM254 4H255V2H254ZM257 4V3H256ZM259 4V3H258ZM261 4V3H260ZM259 4V5H260ZM262 4H264V3H262ZM160 6V4L159 3H157V6ZM169 4H165V6H163V9L165 8V9H167V6H168ZM206 5V4H205ZM258 5V6H259ZM109 6V7H110ZM117 6V7H116ZM161 6H162V4H161ZM175 6V5H174ZM177 6V5H176ZM175 6V7H176ZM179 6V5H178ZM188 6V5H187ZM221 6H223V5H221ZM243 6V5H242ZM252 6V5H251ZM262 6V5H261ZM28 7H30L31 9H29L28 10ZM172 7V6H171ZM253 7V6H252ZM260 7V6H259ZM258 7V8H259ZM57 8H60L61 9V12H62V15H59V18H61L60 16H62V18H61V20L63 21V23L65 24V31H64V33H63V35L59 38V40L56 42H51V43H47L46 42V38L48 37V36H52V34H53V24L56 22H54L53 24H52V21H54V20H52V19H55L57 16H58V14L57 15H55V13H59L60 11V9L58 10ZM173 8V7H172ZM177 8V7H176ZM213 8V7H212ZM256 8H257V6H256ZM159 9H161V7L159 8ZM163 9H161V10H163ZM171 9V8H170ZM196 9V8H195ZM194 9V10H195ZM221 9L222 8H220V10L219 11H221ZM261 9H262V7H261ZM55 10H58L59 12H57V11H55ZM63 10V11H62ZM134 10H135V12H134ZM152 10V9H151ZM158 10V9H157ZM157 10L155 11L156 13H157ZM223 10H225V11H227L226 9H223ZM131 11H133V13H131ZM150 11V10H149ZM164 11V10H163ZM168 11H169V9H168ZM170 11H172V10H170ZM178 11V10H177ZM243 11H245V10H243ZM55 12V13H54ZM61 12H60V14H61ZM154 12V11H153ZM161 12V11H160ZM174 12H175V10H174ZM188 12V11H187ZM186 12V15L185 16H187V14H189V13H187ZM193 12V11H192ZM196 12V11H195ZM204 12V11H203ZM247 12V11H246ZM249 12V11H248ZM260 12V11H259ZM127 13H129V12H127ZM162 13V12H161ZM191 13V12H190ZM217 13V12H216ZM242 13V12H241ZM158 14V13H157ZM164 14V13H163ZM166 14V13H165ZM218 14H222V15H224L223 14V12L222 13H220V12H218L217 13V15ZM56 16V17H53V16ZM160 15V14H159ZM181 15V14H180ZM190 15V14H189ZM193 15H195V14H193ZM203 15V14H202ZM201 14H200V16H202ZM211 15V14H210ZM209 15V16H210ZM216 15V14H215ZM215 15H214V20L216 21V17H215ZM221 15V16H222ZM245 15V14H244ZM149 16V15H148ZM211 16H213V15H211ZM210 16V17H211ZM242 16V15H241ZM127 17V16H126ZM140 17V16H139ZM138 17V18H139ZM143 17H145V16H143ZM193 17V16H192ZM207 17V16H206ZM246 17V16H245ZM127 18H129V17H127ZM187 18V17H186ZM217 18H219V16L217 17ZM225 18V17H224ZM237 18V17H236ZM50 19V21H48ZM156 19V18H155ZM158 19V18H157ZM199 19V18H198ZM239 19H240V17H239ZM60 20V19H59ZM129 20H131V19H129ZM154 20V19H153ZM197 20V19H196ZM219 20H221V19H219ZM236 20V19H235ZM13 21H16L18 24H20V26H22L21 28L19 27V28H16V29H12V27H11V24L10 23H12ZM135 21V20H134ZM158 21V20H157ZM164 21V20H163ZM175 21V20H174ZM202 21H203V19H202ZM206 21V20H205ZM209 21V20H208ZM213 21V20H212ZM128 22V23H127ZM132 22V21H131ZM172 22V21H171ZM176 22V21H175ZM217 22V21H216ZM233 22H234V20H233ZM15 23V22H14ZM13 23V24H14ZM114 23H116V24H118V27H116L115 26V24ZM133 23V22H132ZM149 23H150V21H149ZM198 23V22H197ZM206 23V25H207V21L205 22ZM223 23V22H222ZM112 24H114V26L116 27V29H115V27L113 28V29H115V32H114V30L113 31H109V27L112 25ZM200 24H204V21H203V23H201L200 22ZM216 24V23H215ZM242 24V23H241ZM16 25V24H15ZM156 25V24H155ZM188 24H186L185 26H187ZM205 25V24H204ZM217 25V24H216ZM113 26V25H112ZM176 26H177V24H176ZM213 26V25H212ZM212 26H211V28H212ZM242 26V25H241ZM15 27H17V26H15ZM188 27V26H187ZM238 27H239V25H238ZM238 27H235V28H238ZM8 28V27H7ZM8 28V29H9ZM183 28H184V24H183ZM193 28V27H192ZM112 29V28H111ZM110 29V30H111ZM203 29V28H202ZM233 29V28H232ZM262 29H264V28H262ZM170 30H171V28H170ZM175 29H173V31H174ZM201 30V29H200ZM206 30V29H205ZM214 30H215V28H214ZM258 30V29H257ZM256 30V31H257ZM176 31V30H175ZM183 31H185V30H183ZM187 31V30H186ZM196 31V30H195ZM251 31V30H250ZM170 32H172V30L170 31ZM169 32V33H170ZM179 32V31H178ZM180 32H182V31H180ZM207 32V31H206ZM216 32V31H215ZM224 32V31H223ZM231 32V31H230ZM168 32H167V36H170V34H169ZM177 33V32H176ZM211 33V32H210ZM219 33V32H218ZM169 34V35H168ZM178 34V33H177ZM203 34V33H202ZM205 34V33H204ZM216 34V33H215ZM242 34V33H241ZM249 34V33H248ZM173 35L174 36H176V34H174L173 33ZM220 35H222V34H219V37H220ZM227 35V34H226ZM226 35H224L223 37H225ZM238 35H240V34H238ZM237 35V36H238ZM250 35V34H249ZM179 36V35H178ZM177 36V37H178ZM188 36V35H187ZM190 36H192V35H190ZM243 36V35H242ZM242 36H239V39L240 38H242ZM255 36V35H254ZM262 36H264V32H262V34H261V37ZM106 37V38H105ZM176 37V39H178ZM218 37V36H217ZM243 37H245V38H243L242 40L240 39V41H239V39H238V37L236 38L235 37V39H233V38H231V40L232 41H234V42H232L233 43V45L232 44H226L225 46H226V48L228 47V46H233V48H234V46L236 47V49L234 50L232 47L231 48H229L228 50L229 51H232L233 52V50H234V52H236L237 51V53L239 54V55H241L242 57L245 55V54H247V51L248 50H250V49H248L246 46H244V45H247L248 44V41L246 42V39H251V38H247V36H243ZM170 38H174L172 35L170 36ZM184 38V37H183ZM182 38V39H183ZM256 38H259V37H256ZM13 39H19L18 41V43L19 44H17V45H15L13 42H15V41H13ZM50 39V38H49ZM58 39V38H57ZM57 39H55V40H57ZM149 39V38H148ZM238 39V40H237ZM48 40V39H47ZM137 40V39H136ZM179 40V39H178ZM212 40V39H211ZM216 40V39H215ZM236 40H237V42H236ZM247 43V44H244L243 45V43H244V41ZM254 40V39H253ZM130 41V40H129ZM180 41V40H179ZM194 41V40H193ZM217 41V40H216ZM215 41V42H216ZM242 41H243V43H242ZM252 41V40H251ZM251 41H250V43H251ZM262 41H264V39H262ZM143 42V41H142ZM150 42V41H149ZM187 42V41H186ZM186 42H184V43H186ZM214 42V41H213ZM230 42V43H231ZM239 42V43H238ZM240 42L242 43V45L240 44ZM253 42V41H252ZM47 43V44H46ZM73 44V45H70V44ZM106 43V42H105ZM189 43V42H188ZM237 43H238V45H237ZM262 43V42H261ZM132 44H134V42L132 43V41H131V43H130V45H132ZM174 44V43H173ZM177 44V43H176ZM205 44V43H204ZM236 44V45H235ZM251 44H253V43H251ZM257 44V43H256ZM76 45V46H75ZM105 45V46H104ZM228 45V46H227ZM254 45V44H253ZM253 45H251V46H253ZM258 45V44H257ZM74 46V47H73ZM83 46V45H82ZM111 46V45H110ZM120 46V45H119ZM145 46V45H144ZM168 46V45H167ZM250 46V48H252ZM260 46H262V45H260ZM259 46V47H260ZM123 47H125V45L123 46ZM151 46H149L148 48H150ZM177 47V46H176ZM204 47V46H203ZM222 48L224 47V46H221ZM255 47V46H254ZM55 48V49H54ZM66 48H68V49H66ZM225 48V47H224ZM247 48V49H246ZM71 49V50H70ZM124 49V48H123ZM131 49H132V47H131ZM136 49V48H135ZM139 49V48H138ZM152 49H154L153 47H152ZM157 49V48H156ZM154 50L155 52L158 50ZM166 49V48H165ZM170 49V48H169ZM233 49V50H232ZM255 49L256 48H254V51H255ZM259 49V48H258ZM51 50H53V54L54 55H52V56H50V57H53V58H50L51 60H46V56H47V53H49L48 51H51ZM124 50H126V48L124 49ZM145 50V49H144ZM148 50V49H147ZM191 50V49H190ZM222 50V49H221ZM242 51L243 53L245 52V54H243V53H239V51ZM262 50V49H261ZM65 51V52H64ZM102 51H103V49H102ZM119 51H120V49H119ZM165 51V50H164ZM169 51V50H168ZM210 51V50H209ZM214 51V50H213ZM224 51H226V49L224 50ZM250 51H252V50H250ZM23 52V53H22ZM71 52V53H72ZM104 52V51H103ZM106 52L109 54V55H113V52L112 51H110V50H106ZM130 51L127 49V53H125V55L127 54V55H130V53H129ZM144 52V51H143ZM183 52H184V50H183ZM205 52V51H204ZM232 52H229V53H231V54H229L228 56L229 57H231L233 54H236V56H239V55H237V53H233L232 54ZM77 53V52H76ZM121 53V56H122V53H123V50H122V52H120ZM129 53V54H128ZM140 53V52H139ZM148 53V52H147ZM154 53V52H153ZM152 53V54H153ZM157 53V52H156ZM155 53V54H156ZM168 53V52H167ZM170 53H172V52H170ZM214 53V52H213ZM217 53V52H216ZM221 53V52H220ZM42 54V55H41ZM66 54V53H65ZM79 54V53H78ZM77 54V55H78ZM98 54H100L99 52H98ZM119 54V53H118ZM143 54V53H142ZM155 54H153V55H155ZM159 54V53H158ZM208 54H209V52H208ZM222 54V53H221ZM50 55V54H49ZM90 55V54H89ZM105 55H107V54H105ZM104 55V56H105ZM132 55V54H131ZM135 55V54H134ZM214 55H216V54H214ZM223 55V54H222ZM258 55V54H257ZM13 56V55H12ZM36 56V57H35ZM38 56L40 57L39 59H41V62H40V60H36L37 58H38ZM42 56H44L45 58V60H43L42 61ZM120 56V55H119ZM166 56V55H165ZM169 56H170V54H169ZM210 56V55H209ZM227 56V55H226ZM227 56V57H228ZM255 56V55H254ZM102 57V56H101ZM106 57V56H105ZM113 57H115V56H113ZM113 57L112 56H110V58H112L111 60H113ZM117 57V56H116ZM123 57H125V56H123ZM220 57V56H219ZM225 57V56H224ZM240 57V56H239ZM260 57V56H259ZM48 58V59H49ZM77 58V57H76ZM117 58H119V59H121L120 57H117ZM117 58H115L114 60H116ZM188 58V57H187ZM221 58H223V56L221 57ZM250 58V57H249ZM56 59V60H57ZM85 59V58H84ZM101 59V58H100ZM118 59V60H119ZM154 59V58H153ZM152 59V60H153ZM226 59V58H225ZM255 59H256V56H255ZM16 60V59H15ZM19 60V59H18ZM17 60V61H18ZM61 60V59H60ZM110 60V61H111ZM123 60V59H122ZM155 60V59H154ZM163 60V59H162ZM203 60V59H202ZM204 60H206V59H204ZM235 60V59H234ZM237 60V59H236ZM249 60V59H248ZM37 62V64L35 65L34 63H36ZM66 61V60H65ZM76 63H74L73 61H72V63L75 65V66H81V63H80V61H77L76 59L74 60ZM88 61V60H87ZM109 61V62H110ZM123 61H125V60H123ZM167 61V60H166ZM214 61V60H213ZM258 61H259V59H258ZM39 62V63H38ZM115 61H113V63H114ZM116 62H118V61H116ZM122 62V61H121ZM120 62V63H121ZM178 62V61H177ZM222 62V61H221ZM236 62V61H235ZM260 62V61H259ZM17 63V62H16ZM71 63V62H70ZM70 63H66V64H69V65H71ZM82 63H85V61L84 62H82ZM123 63H125V62H123ZM156 63V62H155ZM158 63V62H157ZM219 63V62H218ZM252 63H254V61L252 62ZM256 63V62H255ZM254 63V64H255ZM13 64V63H12ZM12 64H9V65H7V66H4L3 65V62H2V60L0 59V71H2L4 74L6 73V74H8L7 75V77H5V78H2V81H3V79H5V83H6V81H10V75L11 74H13V73H11L10 75H9V72H10V68H9V66L10 65H12ZM15 64V63H14ZM13 64V65H14ZM118 64V63H117ZM122 64V63H121ZM152 64V63H151ZM154 64V63H153ZM233 65H234V63H232ZM237 64V63H236ZM34 65V66H33ZM56 65V66H57ZM114 65V67H116V63L115 64H113ZM133 65V64H132ZM219 65H220V63H219ZM222 65V64H221ZM221 65H220V67H221ZM224 65V64H223ZM233 65L232 66H229V67H233ZM59 66V65H58ZM68 66V65H67ZM107 66V65H106ZM225 66V65H224ZM224 66L222 67V68H224ZM12 67H14V66H12ZM11 67V68H12ZM65 67V66H64ZM78 67V68H79ZM84 67H86V66H84ZM83 67V68H84ZM173 67V66H172ZM217 67V66H216ZM226 67V66H225ZM228 67V69H231V68H229ZM249 67V66H248ZM208 68V67H207ZM211 68V67H210ZM227 68V67H226ZM81 69H82V67H81ZM113 69V68H112ZM116 69H118V68H116ZM153 69V68H152ZM151 69V70H152ZM163 69H165V68H163ZM193 69V68H192ZM192 69H190V70H192ZM201 69H203V68H201ZM205 69H206V67H205ZM218 69V68H217ZM219 69H221V68H219ZM83 70V69H82ZM214 70H216V69H214ZM227 70V69H226ZM237 70V69H236ZM254 70V69H253ZM52 71H50V74L52 73ZM57 71V70H56ZM59 71V70H58ZM60 71H61V69H60ZM98 71V70H97ZM181 71V70H180ZM231 71V70H230ZM29 72V73H28ZM55 72V71H54ZM63 72H65V71H63ZM150 73L149 74H152L151 73V71H149ZM152 72H153V70H152ZM182 72V71H181ZM193 72H195V71H193ZM199 72H200V70H199ZM205 72H206V70H205ZM3 73H1V74H3ZM28 73V74H27ZM56 73V72H55ZM113 73H114V71H113ZM158 73V72H157ZM164 73V72H163ZM177 73V72H176ZM176 73H174V75L176 76ZM228 73H230V72H228ZM57 74H59L58 72H57ZM92 74V73H91ZM154 74H156V73H154ZM153 74V76H155ZM159 74V73H158ZM202 74V73H201ZM200 74V75H201ZM205 74V73H204ZM227 74V73H226ZM231 74V73H230ZM18 75H19V77H18ZM44 75H42V77H43V82H45L44 81ZM55 75V74H54ZM62 75V74H61ZM61 75H59V76H61ZM157 75V74H156ZM160 75V74H159ZM217 75V74H216ZM237 75H239V74H237ZM255 75V74H254ZM89 76V75H88ZM103 76V75H102ZM152 76V75H151ZM175 76H173V77H175ZM221 76V75H220ZM229 76V75H228ZM3 77V76H2ZM33 77V76H32ZM35 77V76H34ZM38 76H36L35 78H37ZM45 77H46V75H45ZM191 77V76H190ZM198 77H201V76H198ZM224 77H227V76H224ZM238 77H241V76H238ZM14 77H13V75H12V80H14L13 79ZM28 78H30L29 76H28ZM27 78V80H30V79H28ZM49 79H51L50 77H48ZM147 78V77H146ZM192 78V77H191ZM214 78H216V77H213V81H214ZM230 78H231V76H230ZM262 78V77H261ZM1 79V78H0ZM6 79H8V80H6ZM32 79V78H31ZM46 79V78H45ZM58 79V78H57ZM92 79V78H91ZM133 79V78H132ZM148 79H149V76H148ZM155 79V78H154ZM159 79V78H158ZM190 79V78H189ZM198 79V78H197ZM202 79V78H201ZM205 79V78H204ZM227 79V78H226ZM226 79H224V80H226ZM249 79V78H248ZM255 79V78H254ZM22 80V79H21ZM26 80V81H27ZM37 80V79H36ZM38 80H41V78L39 79L38 78ZM62 80V79H61ZM135 80V79H134ZM138 80V79H137ZM137 80H135V81H137ZM172 80V79H171ZM205 80H208V79H205ZM205 80H204V82H205ZM216 80V79H215ZM221 80V79H220ZM223 80V77H222V82L224 81ZM230 80H232V79H230ZM2 81H0V84H2L1 82ZM8 81V83L7 84H9V85H7V84H5V86L2 84V86L0 85V89H1V87H2V89H3V86H4V89L6 88V85L8 86V88H9V86L10 85H12V84H10V82ZM25 80H23V82L21 81V84H20V82H18V84H20L19 85V90H20V88H21V92L23 91H25L26 92V90H28V87H27V85H26V83L24 82ZM31 81V80H30ZM47 81V80H46ZM139 81V80H138ZM164 81V80H163ZM173 81V80H172ZM195 81V80H194ZM208 81H210V80H208ZM227 81H229V79L227 80ZM248 81V80H247ZM15 82V81H14ZM13 81L11 82V83H14ZM40 82V81H39ZM42 82V83H43ZM58 82V81H57ZM134 82V81H133ZM183 82V81H182ZM41 83V82H40ZM192 83V82H191ZM190 83V84H191ZM197 83H199V82H197ZM206 83V82H205ZM218 83V80L216 81V84ZM233 83V82H232ZM248 83V82H247ZM17 83H16V85H18ZM36 84V83H35ZM45 84V83H44ZM51 84V83H50ZM98 84V83H97ZM128 84V83H127ZM130 84V83H129ZM139 84V83H138ZM142 84V83H141ZM185 84H186V82H185ZM229 84V83H228ZM242 84V83H241ZM25 85H26V89L24 88L25 87ZM42 85L43 84H38V87L39 86H41V91H42V89H47L46 88V86L44 87L43 86V88H42ZM54 85V84H53ZM53 85L51 86V87H53ZM135 85V84H134ZM137 85V84H136ZM159 85V84H158ZM200 85H201V83H200ZM199 84L198 85H191V87L189 86V85H187L185 88H186V94H188V91L190 92L189 94H188V97H189V95L191 94L192 95V93H194V95L196 94V92L197 91H194V90H196V89H198V87L200 86ZM214 85V84H213ZM229 85H231L232 87H233V85L234 84H229ZM228 85V86H229ZM240 85V84H239ZM253 85V84H252ZM252 85H250V86H252ZM13 86V85H12ZM12 86H10V89H11V87ZM94 86V85H93ZM140 86V84L138 85V87ZM144 86V85H143ZM189 86V87H188ZM205 86V85H204ZM212 85H210V87L208 88V89H210L211 90V87ZM216 86V85H215ZM228 86L226 87V85H225V82H224V86H222V88L224 87V88H227L228 90H229V88H228ZM230 86V88H231V90H232V92H231V90L230 91H228L227 90V92L226 91H224L225 89H222V90H220V91H224V94H225V92L226 93H229L230 94V96H231V93L232 94H234V95H236V92H234L233 93V89H234V87H233V89H232V87ZM236 86V85H235ZM100 87H102L101 85H100ZM128 87H131L130 85L128 86ZM133 87V86H132ZM144 87H146V86H144ZM144 87H143V89H144ZM176 87V86H175ZM201 87V86H200ZM220 87V86H219ZM218 84H217V86H216V90H217V92H216V94L218 93ZM237 87V86H236ZM63 88V87H62ZM126 88V87H125ZM135 88V87H134ZM137 88V87H136ZM140 88V87H139ZM240 88V87H239ZM245 89H246V86L244 87ZM244 88H243V91H245L244 90ZM248 88H249V86H248ZM9 89V90H10ZM12 89H13V87H12ZM15 89H16V87H15ZM23 89H25V90H23ZM31 89V88H30ZM40 89V88H39ZM65 89V88H64ZM128 89V88H127ZM138 89V88H137ZM143 89H142V91H143ZM150 89V88H149ZM161 89V88H160ZM169 89H170V87H169ZM174 89H176V88H174ZM201 89V88H200ZM213 89V88H212ZM235 89H237V88H235ZM7 89H5V91H6ZM56 90V89H55ZM76 90V89H75ZM124 90H126V89H123V91ZM128 90H131L132 91V89H128ZM128 90H126V91H128ZM141 90V89H140ZM199 90V89H198ZM215 90V88H214V92L216 91ZM250 90V89H249ZM4 91V90H3ZM30 91V90H29ZM33 91H34V89H33ZM54 91V90H53ZM115 91V90H114ZM114 91L112 90V94H114ZM121 91H122V89H121ZM159 91V90H158ZM161 91V90H160ZM207 91V90H206ZM237 92H239V90H236ZM242 91V92H243ZM7 92V91H6ZM11 92V91H10ZM18 92V91H17ZM24 92V93H25ZM28 92V91H27ZM26 92V93H27ZM32 92V91H31ZM36 92V91H35ZM39 92V91H38ZM38 92L36 93V94H38ZM46 92H48V91H46ZM105 92V91H104ZM129 92V91H128ZM138 92V91H137ZM176 92V91H175ZM174 92V93H175ZM184 92V91H183ZM13 93H16L15 92V90H14V92ZM41 92H39V94H40ZM43 93H45L44 92V90H43V92L41 93V94H43ZM55 93V92H54ZM101 93V92H100ZM111 93V92H110ZM123 93V92H122ZM126 93V92H125ZM124 93V94H125ZM134 93H135V91H134ZM166 93V92H165ZM173 93V94H174ZM178 93V92H177ZM198 93H199V91H198ZM245 93V92H244ZM248 94H247V96L249 97V95H250V92H247ZM20 94V93H19ZM18 94V95H19ZM21 94H23V93H21ZM35 94V95H36ZM40 94V95H41ZM59 94V93H58ZM102 94H104V93H102ZM107 94H109V91L107 92ZM120 90H119V93H117V92H115V96L118 98V100H119V102H118V100H117V106H116V102H115V104H113V105H115V107H117L118 108V106L120 107V102L122 103V106L123 105H125L126 103H128L129 102V104H127L126 106H123L124 107V109L125 110H127L126 111V113L127 112H130V111H128V109H129V107L128 106H132V105H134V104H131L133 101L132 100H130L131 99V95L130 96H128V95H126L125 94V96H127V97H124V96H120ZM131 94V93H130ZM172 94V93H171ZM212 95H210V96H213V95H215V93L213 94V93H211ZM252 94V93H251ZM9 95V94H8ZM25 95V94H24ZM60 95H61V93H60ZM178 95V94H177ZM201 95H203V94H201ZM222 95V94H221ZM233 95V96H234ZM259 95V94H258ZM3 96H5V94H3ZM22 96V95H21ZM26 96V95H25ZM47 96V95H46ZM71 96V95H70ZM100 96V95H99ZM104 96V95H103ZM119 96V97H118ZM147 96V95H146ZM145 96V97H146ZM156 96V95H155ZM187 96V95H186ZM206 96V95H205ZM208 96V95H207ZM207 96H206V98H204V97H202V100H203V98L205 99V100H207ZM226 96H227V94H226ZM226 96L225 97H223V98H225L226 99ZM236 96H238V94L236 95ZM261 96V95H260ZM1 97V96H0ZM18 97V96H17ZM43 97V96H42ZM42 97H40V98H42ZM97 97V96H96ZM102 97V96H101ZM112 97V96H111ZM110 97V98H111ZM120 97H121V100L123 99V97L125 98V99H129V97H130V99H129V101H127V100H125V99H123L122 101L120 100ZM140 97V96H139ZM145 97L144 96H142L141 98H139L138 100H136L137 101V105H139V101H145ZM174 97V96H173ZM195 97V96H194ZM193 97V98H194ZM199 97V96H198ZM248 97H246V98H248ZM4 98V97H3ZM10 98V97H9ZM8 98V99H9ZM25 98V97H24ZM27 99H28V97H26ZM46 98V97H45ZM44 98V99H45ZM60 98V97H59ZM58 98V99H59ZM87 98V97H86ZM150 98V97H149ZM177 98V97H176ZM187 98V97H186ZM185 98V95L183 94L182 95V93H181V95L179 96V102L178 103H182V102H184V100H185V102L187 101V99ZM190 98V97H189ZM201 98V97H200ZM200 98L198 99V98H196V100L198 99V100H200ZM234 98H238V97H235L234 96ZM250 98V97H249ZM261 98V97H260ZM11 99V98H10ZM15 99V98H14ZM91 99V98H90ZM104 99H108V98H99V100H98V108L97 107H85L84 106V104H86V103H84L83 104V106L85 107V109H83L84 107L83 106H80V104L79 105H77L78 103H73L74 102V100H72V106H71V108H70V110L69 111H60L61 112V117H59V114H58V116L57 117H59V120H57V117L55 116V118H54V120L52 119V118H50L49 120H53V122L55 123V124H53L52 123V121H50L49 122V120H48V124H52V125H49L48 127L50 128L51 127V129H52V126L53 125H56L57 123V121H61L62 122V124L64 125V127H65V131H63L62 133H61V135L65 132V136L63 135V136H61L60 135V132L59 133H57V132H55L54 130H52V131H50V132H46L45 131V133L44 134H46V135H42V134H40V133H38V135L36 136V137H33L32 138V140H30L31 141V143H33V146H31V143H30V146L32 147V150L33 149H36V148H39V149H41V148H45V151H46V148H47V150H48V148L49 149H51V147L52 148H57L58 147V151H56V152H53L52 150H51V152H53V153H51L50 154V156L51 157H56V158H58L59 156V152H65V149L66 148H64V145H69L70 144V142L71 141H74L75 139H77V138H75L74 140H73V137H77V136H80L79 138H80V140H78L77 141V143L78 142H80V144L81 145H84L85 146V148L87 147L88 149L90 148L91 149V147L92 146H95V145H97V146H99V147H101V145H102V143H104V140H100L101 138V135H102V133L104 132V130H105V126H106V122L107 121H111L114 117H117L118 116V118H116L115 120H113L112 122H111V124H109V125H114L115 127H117L118 129H119V131H122V129H123V132H124V126H126V124H125V121H126V116H125V121H124V115L122 114L121 115V113H119V112H114L113 113V111H115V109L114 108H112V102H110L109 103V101L110 100H104ZM113 99V98H112ZM137 99V98H136ZM151 99V98H150ZM149 99V101H148V98L146 99V101H148V102H150V103H154V102H152V100H150ZM152 99H155V98H152ZM157 99V98H156ZM155 99V100H156ZM160 99H162V97H160ZM195 99V98H194ZM210 99H213V98H209L208 100H209V103H210ZM215 99H217V101H218V99L219 100H221L222 98H217L216 96L214 97V101H215ZM223 100V104H228L226 101H228V100ZM228 99H229V97H228ZM231 99V98H230ZM262 99H264V96H262ZM25 100V99H24ZM49 100V99H48ZM61 100L63 101V98H61ZM60 100V101H61ZM91 100H93V98L91 99ZM114 100V99H113ZM134 100V99H133ZM158 100H159V97H158ZM167 100H168V98H167ZM189 100V99H188ZM204 100V101H205ZM212 100V101H213ZM232 100V99H231ZM7 101V100H6ZM29 101V100H28ZM52 101V100H51ZM69 101V100H68ZM84 101H87V100H84ZM114 101H116V100H114ZM113 101V102H114ZM126 101V102H125ZM130 101H132V102H130ZM145 101V103H144V105H142V106H144V107H146L145 106V104H147V102ZM154 101V100H153ZM203 101V102H204ZM213 101V102H214ZM224 101H225V103H224ZM230 101V100H229ZM259 101V100H258ZM11 102V101H10ZM34 102V101H33ZM55 102V101H54ZM76 102V101H75ZM88 102V101H87ZM107 102V103H106ZM123 102H124V104H123ZM160 102V101H159ZM164 102H165V100H164ZM191 102V101H190ZM194 102H195V100H194ZM193 102V103H194ZM203 102H201V104L203 103ZM207 102V101H206ZM213 102H211V103H213ZM216 102V101H215ZM214 102V103H215ZM233 102V101H232ZM255 102V101H254ZM3 103H5V102H3ZM24 103V102H23ZM30 103V102H29ZM50 103H52V102H50ZM96 103V104H97ZM111 104V105H109V104ZM135 103V102H134ZM141 103V102H140ZM158 103V101L156 102V103H154V105H155V107H154V111L156 110V112L157 111H161L162 112V110H163V108H164V105H165V103H164V105L160 108V110L158 109V108H156L157 107V104ZM172 103V102H171ZM169 104V102L167 101L166 102V105H165V107H170V105H173V104ZM193 103H192V106L194 107V106H196V104H198L199 102H197V103H194V105H193ZM209 103H207V104H209ZM214 103L213 104H209V106L211 105L212 107L214 106ZM250 103V102H249ZM260 103H262L261 101L259 102V104ZM9 104V103H8ZM7 104V105H8ZM11 104V103H10ZM13 104V103H12ZM11 104V105H12ZM25 104V103H24ZM57 104V103H56ZM70 104V103H69ZM68 104V105H69ZM88 104V103H87ZM119 104V105H118ZM167 104H169V105H167ZM183 104V103H182ZM181 104V105H182ZM206 104V105H207ZM216 104V103H215ZM221 104V103H220ZM222 104V105H223ZM258 104V105H259ZM262 104H264V103H262ZM29 105V104H28ZM43 105H44V103H43ZM51 105V104H50ZM50 105L48 104V107H49V109H50ZM58 105V104H57ZM71 105V104H70ZM69 105V106H70ZM88 105H90V103L88 104ZM160 105V103H158V106ZM161 105H162V103H161ZM160 105V106H161ZM184 105H186L187 106V102H186V104H184ZM216 105H218V104H216ZM215 105V106H216ZM247 105H248V103H247ZM246 105V106H247ZM46 106H47V102H46ZM54 106V105H53ZM52 106V107H53ZM61 106V105H60ZM64 105H62V107H63ZM66 106V105H65ZM219 106V105H218ZM233 106V105H232ZM231 106V107H232ZM235 106V105H234ZM8 107H9V105H8ZM83 107V108H82ZM106 107H111V110L110 111H112L111 113H113L112 114V116L113 117H111V113H110V115H109V118H106L107 116H105L104 114L105 113H103V109H106ZM123 107H122V109H123ZM134 107V106H133ZM143 107V108H144ZM151 107H153V106H151ZM168 107V108H169ZM180 107H182V106H180V104H179V109H180ZM188 108H189V105L187 106ZM187 107H184V108H182V109H187ZM192 107V108H193ZM242 107V106H241ZM248 107H249V105H248ZM47 108V107H46ZM54 108V107H53ZM56 108V107H55ZM64 108V107H63ZM116 108V109H117ZM128 108V109H127ZM132 108V107H131ZM130 108V109H131ZM168 108H166V110L168 109ZM171 108V107H170ZM178 108H176V111H179L178 110ZM191 108V110L189 111L188 109L186 110V112L184 113L183 111H181V112H183V116H185L186 114L189 116V113L192 111H194L193 109ZM205 108H207V107H205ZM210 108V107H209ZM215 108V107H214ZM213 108V109H214ZM239 108V107H238ZM243 108V107H242ZM52 109V108H51ZM50 109V110H51ZM58 109H59V107H58ZM114 109V110H113ZM121 109V108H120ZM121 109V110H122ZM123 109V110H124ZM148 109V108H147ZM151 109V110H152ZM249 109H250V107H249ZM249 109H247L246 111L247 112H243L241 115H239V113L238 112H236V111H234V112H236V113H238V116H237V118L236 119H234V121H232L231 120V122H229V123H225V124H220L218 121L220 120L221 121V118H223L224 117V113L225 112H221L220 113V119L217 121L220 125H218V124H216L215 125V127H216V129H217V132H215V128H214V126L212 127V129L214 130H211V132L213 131V133H216V135L214 136L213 135V137H212V139H208L207 138V140H206V142H204V140H203V142H199L200 141V137H201V135L199 134V140L198 139H187L186 141H184V142H186V147L187 146H191L192 148H193V154L195 155V153L194 152H196V153H200V154H203L206 150V148H205V146H207V147H209V148H211V150H212V154H213V152H215L216 151V155L217 154H219L220 153V151H221V149H226L227 150V152H228V156L227 157H223V158H218L217 156H215V154L214 155H211V157H213V156H215L216 157V159L218 160L214 165H210L208 168H209V170L208 169H205L204 170V172H203V170H201L200 169V167L198 168V169H196V174H197V177H198V183H199V188H201V189H199L200 191H202V201H200V202H202V203H200V210L205 206V207H209L210 205H211V203H213V201H214V198L216 199V196H218L219 194H220V197H221V195H222V200H220V201H223L226 197H227V199L230 197L229 196V194L231 193V191H233V192H235V190L236 189H239L240 191H238V193L236 194V195H234V197L236 198V199H239V197H241L242 195V193H243V191H244V189L246 188V186L247 185H252L251 184V176L252 175H254L253 174V171H256V170H258L257 172L262 176V177H260V175H259V177L261 178V179H264V158H262L261 159V157H262V155H264V154H262V151H264V135H261V137L260 138H258V136H259V134L258 133H262V134H264V130H262V128H261V130L262 131H260V130H258V126L260 125L261 126V124H259V121H264V120H259V119H257V121L255 122L254 120H256V119H254L252 116L254 115V112H252L251 114L249 113ZM256 109H259V108H256ZM46 110V109H45ZM56 110L57 109H55L54 110V112H56ZM66 110V109H65ZM165 110V109H164ZM203 110V109H202ZM243 109H241V111H242ZM252 110V109H251ZM250 110V111H251ZM261 110V109H260ZM259 110V112H261V111H264V110H261L260 111ZM28 111V110H27ZM116 111H118V110H116ZM187 111H189V112H187ZM197 111V110H196ZM230 111V110H229ZM255 111H257V110H255ZM29 112V111H28ZM40 112H41V110H40ZM121 112V111H120ZM139 112V111H138ZM142 112V111H141ZM160 112V113H161ZM166 112V111H165ZM164 112V113H165ZM168 112V111H167ZM167 112H166V114H167ZM191 112V114H193V113H195V112H193L192 113ZM227 112H228V110H227ZM259 112H257V113H259ZM26 113V112H25ZM56 113H58V112H56ZM118 114L119 113V115H115V114ZM158 113V112H157ZM249 113V114H248ZM30 117V119L28 118H26V117H28V116H26V115H24L23 117H24V121L26 122V128L25 129H27L26 130V132L29 130V128L31 129V128H34L36 125H40L41 123H42V121L43 120H45L46 119V114H44V112H43V114H40V113H37V111L36 110H34V111H31L30 113H27ZM53 114H55V113H53ZM162 114H163V112H162ZM161 114V115H162ZM185 114V115H184ZM208 114H210V113H208ZM217 114H219V113H217ZM221 114L223 115V117L221 116ZM233 114V113H232ZM1 115V114H0ZM165 115V114H164ZM187 115L185 116V117H187ZM211 115V114H210ZM215 115H216V113H215ZM252 115V116H251ZM258 115V114H257ZM262 115H264V114H262ZM139 116V115H138ZM212 116V115H211ZM218 116V115H217ZM217 116H215V117H217ZM218 116V117H219ZM231 116V115H230ZM233 116L234 115H232L231 116V119H233ZM256 116V115H255ZM259 116V115H258ZM258 116H256V117H258ZM49 117V116H48ZM110 117H111V120H109L110 119ZM260 117V116H259ZM5 118V117H4ZM9 118V117H8ZM19 118H20V116H19ZM19 118H17V123H18V120H19ZM25 118H26V120H25ZM213 118H214V116H213ZM212 118V119H213ZM5 119H7V118H5ZM23 119V118H22ZM21 119V120H22ZM108 119V120H107ZM133 119V121H134V118H132ZM132 119H131V122H132ZM188 119H190V117L188 118ZM210 119V118H209ZM212 119H210V123H212L213 121H212ZM214 119H216V118H214ZM262 119H264V118H262ZM57 120V121H56ZM105 120H106V122H105ZM203 120V119H202ZM228 120H230V119H228ZM259 120V121H258ZM20 121V120H19ZM47 121V120H46ZM45 121V122H46ZM129 121V120H128ZM135 121H137V120H135ZM157 121V120H156ZM174 121V120H173ZM204 121V120H203ZM222 121H223V123L224 122H226L227 120H225L224 121V118L222 119ZM4 121H2V124H4L3 123ZM6 122V121H5ZM185 122V121H184ZM187 122V121H186ZM185 122V123H186ZM199 122V121H198ZM228 122V121H227ZM16 123V125H18L19 126V124H17ZM20 123L21 124H23V120L22 121H20ZM47 123V122H46ZM60 123V122H59ZM130 123V121L129 122H127V124H129ZM134 123V122H133ZM209 123V122H208ZM207 123V124H208ZM209 123V124H210ZM262 123V122H261ZM1 124V123H0ZM25 124V123H24ZM140 125H142V123L140 122L139 123ZM200 124V123H199ZM198 124V125H199ZM214 124H215V122H214ZM262 124H264V123H262ZM42 125V124H41ZM40 125V126H41ZM45 125L46 124H44L43 123V127L41 126V127H39V128H37V130H45ZM59 125V124H58ZM108 125V124H107ZM145 125V124H144ZM164 125V124H163ZM197 124H196V126H198ZM201 125V124H200ZM204 125H206V124H204ZM3 126H5V125H3ZM9 126V125H8ZM128 126H130V125H128ZM195 126V125H194ZM20 127V126H19ZM25 127V126H24ZM45 127V128H44ZM108 127V126H107ZM106 127V128H107ZM135 127V126H134ZM152 127V126H151ZM150 127V128H151ZM199 127H201V126H199ZM209 127V126H208ZM0 128H2V125H1V127ZM41 128V129H40ZM44 128V129H43ZM49 128H48V130H49ZM54 128V127H53ZM136 128V127H135ZM142 128H143V125H142V127L140 128L141 129V132H143L142 131ZM145 128V127H144ZM143 128V129H144ZM152 128H154V127H152ZM157 128V127H156ZM182 128V127H181ZM198 128V127H197ZM196 128V129H197ZM204 128V130H205V127H202V129ZM21 129H22V127H21ZM134 129V128H133ZM138 129V128H137ZM163 129V128H162ZM167 129H169V128H167ZM34 130V133H36V129H33ZM33 130H29L28 131V133L30 132V131H33ZM47 130V129H46ZM111 130H112V128H111ZM128 130V129H127ZM131 130H132V128H131ZM171 130V129H170ZM173 130V129H172ZM194 130H195V127H194ZM208 130V129H207ZM206 130V131H207ZM20 131V130H19ZM18 130L16 131V135H17V132L19 133L18 135H20L21 133L19 132ZM42 131H41V133H42ZM107 131H110L109 129H107ZM175 131V130H174ZM173 131V132H174ZM206 131L205 132H203V135H205L206 134ZM11 133L12 131H11V128H10V126H9V128H8V133ZM26 132H24V134L26 135ZM110 132H112V131H110ZM109 132V133H110ZM160 132V131H159ZM168 132V131H167ZM170 132V131H169ZM9 133V136H11V134ZM27 133V134H28ZM32 133V132H31ZM105 133H107V135H106V137L108 136V132H105ZM143 133H145V131L143 132ZM175 133V132H174ZM198 133H200V130H199V132ZM201 133H202V131H201ZM209 133V132H208ZM15 134V133H14ZM23 134V133H22ZM124 134V133H123ZM176 134V136H177V133H175ZM28 135H30V134H28ZM110 135V134H109ZM125 135V134H124ZM141 135V134H140ZM172 135V134H171ZM171 135H169L170 136V138H172V136ZM13 137H15L14 135H12ZM11 136V137H12ZM21 136V135H20ZM114 136V135H113ZM123 136V135H122ZM121 136V137H122ZM143 136V135H142ZM168 136V135H167ZM196 136V135H195ZM7 137H8V135H7ZM12 137V138H13ZM16 137H18V136H16ZM163 137V136H162ZM164 137H165V135H164ZM204 137H207L206 135L204 136ZM251 137H252V139L254 138V140H256L258 143H259V151L261 152V157L259 158V162L257 161V162H255L253 165H252V168H251V171H249V172H247V171H245V170H243V164H245L247 161H248V159H249V154H248V152H249V150H247V149H249L250 147H247L248 145H247V141L249 140V138L251 139ZM62 138H64L63 140L65 141V142H60L61 140L60 139H62ZM108 138V137H107ZM159 138V137H158ZM169 137H167V140L168 139H170ZM186 138V137H185ZM192 138V137H191ZM202 138V137H201ZM209 138H211V137H209ZM17 140H18V138H16ZM143 139V138H142ZM166 139V138H165ZM203 139V138H202ZM13 140H15V139H13ZM16 140V141H17ZM62 140V141H63ZM67 140V141H66ZM164 140V139H163ZM185 140V139H184ZM19 142L20 141H22V140H18ZM59 141V142H58ZM103 141V142H102ZM108 141V142H107ZM105 140V143L104 144H106V142L109 144V140ZM111 141V140H110ZM149 141H150V149H156V150H159L161 147V149H163V147L165 148V149H168V148H170V145L168 144V142H165V143H163L161 140H159V139H154V138H151L150 137V139H149ZM176 141V140H175ZM174 141V142H175ZM178 141V140H177ZM183 141L181 142V143H184ZM10 143V142H9ZM24 143V142H23ZM22 143V144H23ZM25 143H26V141H25ZM60 143V144H59ZM128 143V142H127ZM132 143H134V142H132ZM172 143H173V140H172ZM201 143H205L204 144V146H202V145H200ZM21 144V145H22ZM43 144H45L46 146H49V147H46L45 145L43 146ZM111 144V143H110ZM109 144V145H110ZM146 144V143H145ZM144 144V145H145ZM5 145V144H4ZM2 146V145H0V147H1V149L3 150V149H5L6 148V150H7V148L10 146V145H13V144H6L5 146ZM15 147H16V142H15ZM14 145L13 146H11V147H14ZM21 145H19V146H21ZM26 145V144H25ZM29 145V144H28ZM63 145V146H62ZM143 145V144H142ZM177 146L178 145V142H176V143H173V146ZM181 145H184V144H180L179 146H181ZM18 146V145H17ZM19 146H18V148H19ZM23 146V145H22ZM36 146V147H35ZM39 146V147H38ZM59 146H61V147H63V148H61V147H59ZM88 146H91V147H88ZM106 146V145H105ZM105 146H103L102 145V147H103V149H105L106 150V148H104ZM112 146V145H111ZM159 146H161V147H159ZM178 146V147H179ZM257 146V145H256ZM14 147V148H15ZM31 147H28L27 149H29V148H31ZM107 147V146H106ZM144 147V146H143ZM157 147H159V148H157ZM182 147H184V146H182ZM182 147L180 148V149H182ZM184 148V150L186 151V149L187 148ZM23 148H25L24 146H23ZM44 148H43V151H44ZM98 148V147H97ZM203 148V149H202ZM27 149H24V150H27ZM69 149V148H68ZM102 149V148H101ZM102 149V150H103ZM149 149V150H150ZM153 149V150H154ZM189 149H190V147H189ZM214 149H215V151H214ZM218 149H220V151H219V153L217 152L218 151ZM1 150V151H2ZM9 150H11L10 148H9ZM14 149H12L11 151H13ZM20 150V149H19ZM18 150V151H19ZM37 150V149H36ZM92 150V149H91ZM94 150V149H93ZM93 150H92V152H93ZM105 150H103L104 152H105ZM140 150V149H139ZM142 150V149H141ZM205 150V151H204ZM211 150H208V151H206L205 153L207 154L209 151L211 152ZM0 151V152H1ZM11 151H8V152H11ZM27 151H29V150H27ZM30 151H31V149H30ZM40 152H41V150H39ZM38 151V152H39ZM50 151V150H49ZM68 151V150H67ZM98 151V150H97ZM103 151H100L101 153L103 152ZM147 151V150H146ZM152 151V150H151ZM180 151H182V153H180ZM180 151H178L177 152V154H176V156L178 157V153H179V155L180 154H182V155H187L186 157L185 156H183L182 158L184 159V157H185V160H186V158H189V160L190 159H192V158H194L195 159V157H196V155H195V157H194V155H193V157L190 155V157H192V158H190V157H188V152H184V154H183V149L182 150H180ZM254 151V150H253ZM7 152V151H6ZM32 152V151H31ZM39 152V153H40ZM77 152V151H76ZM79 152H82V151H80L79 150ZM84 152V151H83ZM104 152L102 153V154H104ZM172 152V151H171ZM174 152H175V150H174ZM14 153V152H13ZM35 153V152H34ZM45 153H48L47 151L45 152ZM44 153V154H45ZM87 153V152H86ZM94 153H96L95 151H94ZM94 153H93V155H94ZM129 153V152H128ZM130 153H131V151H130ZM186 153V154H185ZM10 154V153H9ZM20 154V153H19ZM27 154V153H26ZM65 153H63V155H64ZM75 153H73V155H74ZM77 154V153H76ZM88 154V153H87ZM123 154V153H122ZM211 154V153H210ZM11 155H12V153H11ZM32 155H33V153H32ZM67 155V154H66ZM93 155H91V156H93ZM220 155V154H219ZM14 156V155H13ZM29 156H30V153H29ZM28 156V157H29ZM58 156V157H57ZM61 156V155H60ZM77 156V155H76ZM108 156V155H107ZM130 156H131V154H130ZM165 156V155H164ZM169 157H170V155H168ZM181 156V155H180ZM180 156H179V158H180ZM203 156H204V154H203ZM207 156H210V155H207ZM11 157V156H10ZM27 157V158H28ZM34 157V156H33ZM105 157V156H104ZM140 157V156H139ZM210 157V158H211ZM214 157V158H215ZM15 156L14 157H12L10 160H14V161H16L15 159ZM31 158V157H30ZM39 158V157H38ZM93 158V157H92ZM167 158V157H166ZM171 158V157H170ZM175 158V157H174ZM197 158V157H196ZM213 158V159H214ZM102 159V158H101ZM104 159V158H103ZM102 159V161H104V162H106V160H103ZM123 159V158H122ZM177 159V158H176ZM181 159V158H180ZM193 159V160H194ZM200 159V158H199ZM209 159V158H208ZM8 160V159H7ZM92 160V159H91ZM93 160H95V159H93ZM166 160V159H165ZM196 160V159H195ZM2 161H3V159H2ZM2 161H0V162H2ZM23 161V160H22ZM30 161V160H29ZM72 161V160H71ZM78 161V160H77ZM89 161H90V159H89ZM182 161V160H181ZM56 162V161H55ZM79 162V161H78ZM95 162V161H94ZM170 162H172V160L170 161ZM179 162V161H178ZM183 162H184V160H183ZM191 162V161H190ZM192 162H194V161H192ZM249 162V161H248ZM247 162V163H248ZM24 163H25V161H24ZM23 163V164H24ZM37 163V162H36ZM61 163V162H60ZM76 163V162H75ZM91 163H93V161H91ZM90 163V164H91ZM117 163V162H116ZM120 163V162H119ZM127 163V162H126ZM145 163V162H144ZM176 163V162H175ZM189 163V162H188ZM250 163V162H249ZM1 164V163H0ZM6 164V163H5ZM172 164H173V162H172ZM184 164H186V163H184ZM137 165V164H136ZM175 165H177V167L178 166H180V165H182V162H181V164L179 165V164H175ZM188 165H190V164H188ZM201 165V164H200ZM204 165V164H203ZM257 165V166H256ZM90 166H93V165H90ZM89 166V167H90ZM107 166V165H106ZM105 166V167H106ZM145 166H147V165H145ZM168 166H171L170 164H168ZM185 166V165H184ZM36 166H34V168H35ZM80 167V166H79ZM89 167H88V170H89ZM100 167H101V165H100ZM102 167H103V165H102ZM156 167V166H155ZM154 167V168H155ZM160 167V166H159ZM162 167V166H161ZM165 167V166H164ZM167 167V166H166ZM175 167V166H174ZM181 167V166H180ZM245 167H246V165H245ZM31 168H33V167H31ZM36 168H38V165H37V167ZM70 168V167H69ZM109 168V167H108ZM125 168V167H124ZM150 168H153V166L152 167H150ZM173 168V167H172ZM186 168V167H185ZM97 169V168H96ZM100 169V168H99ZM134 169V168H133ZM132 169V170H133ZM156 169V170H155ZM154 169V171H158L159 170V168L157 169V167ZM161 169V168H160ZM165 170H166V168H164ZM175 169V168H174ZM28 170V169H27ZM70 170H72V169H70ZM101 170V169H100ZM99 170V171H100ZM107 170L108 169H105V172H107ZM124 170V169H123ZM180 170V169H179ZM185 170V169H184ZM26 171V170H25ZM51 171V170H50ZM98 171V172H99ZM136 171V170H135ZM176 171V170H175ZM178 171V170H177ZM20 172V171H19ZM81 172V171H80ZM132 172V171H131ZM158 172H160V171H158ZM162 172H163V170H162ZM179 172V171H178ZM60 173V172H59ZM58 173V174H59ZM72 173V172H71ZM100 173V172H99ZM152 173H153V169H152ZM181 173H182V171H181ZM181 173H180V175H181ZM184 173V172H183ZM36 174V173H35ZM83 174V173H82ZM171 174H173V172H171ZM29 175V174H28ZM37 175V174H36ZM76 175V174H75ZM100 174H96V177L97 176H99ZM103 175V174H102ZM162 175V174H161ZM178 175V174H177ZM33 176V175H32ZM35 176V175H34ZM46 176V175H45ZM113 176V175H112ZM152 176V175H151ZM151 176H150V178H151ZM162 176H164V175H162ZM167 176V175H166ZM168 176H170L169 174H168ZM168 176L165 178L164 177V179H166V180H168V181H166V184H168L167 182H169V183H171V184H173V181L175 180H173V178L172 177H174L175 178V176H172L171 178H170V180H172V181H170L169 179H167L168 178ZM69 177V176H68ZM108 177V176H107ZM123 177V176H122ZM177 177V176H176ZM58 178V177H57ZM63 178V177H62ZM120 178V177H119ZM119 178H118V180H119ZM130 178L132 179L133 177H132V175L130 176ZM130 178H129V180H130ZM148 178H149V176H148ZM148 178H146V179H148ZM149 178V179H150ZM159 178V177H158ZM158 178H156V177H153V178H151V180H149V182H143V187H145V188H147V189H149L150 191H151V200L149 201V202H146V203H143V206H142V209H143V211H134V214H135V216L137 217V219H138V221H139V226H138V228H133V230L132 231H127V226H128V224L130 223V222H133L134 220H135V218H134V215L132 216V214H127V212L129 211L128 209V211L126 212L125 211V209L123 210V211H121L122 210V208H120V209H118V210H113L114 212H115V215L112 213V210H108L107 211V209H110L109 207H108V205L106 204L105 205V203L104 202H101V204H103L104 203V206H107V209L106 208H104L102 205L100 206H98V204L97 203H94V204H92L91 205V207H92V214L89 216V217H87V221H88V223L89 224H91L89 221H92V225L91 226H87V225H89V224H87V222L85 223V219L84 218H81L80 217V219L78 220V223L76 224V227L75 226H73V221L71 220V217L73 218V216H76V214H74V212H76V211H78V210H75V207L74 208H72V207H70V209H69V207H67V209H69L68 211H64L65 213L64 214H66L65 215V217H63V221L62 222H60L63 226H64V229H69L70 228V230H69V232H72V230L73 229H75L76 231H78L81 235H82V240H83V242L81 241V239H79V240H77V236H73V234L72 233H74V231L71 233V235L69 234V236H66V237H64V238H62L61 239V237L60 238H58V240L56 241V239H55V236H54V233H55V231H54V227H55V229H57L58 228V226L60 225V224H56V225H54V226H52L53 224L52 223H50V224H48V222H47V224H46V226L48 225V231L46 232V234H43V242L44 243H42V241H39L40 242V245H38L37 247L36 246H34L33 248H32V250H31V252L32 253H34L35 255H32L33 256V258H34V260L32 259L31 260V258H29L28 257V259H30V261H28L27 262V260L25 259V261L27 262H25V264H56V261L55 260H57V264L58 263H60V262H58V261H61V260H63L64 259V257H63V259L61 258H57L56 259V252L57 251H62L61 253L60 252H58V254H61V255H63L64 256V254H62L63 252H66V253H71V252H74L73 250H76V248L79 250L78 251V261L77 262H79V264H102V262H101V260L99 259V256H101V255H99V253H101L104 249H105V247H106V245H108L109 247H110V249L113 251V254H114V256H115V259H116V264H118V262H120V263H122V262H128L127 260H129V254H134L132 251H133V249L135 250V247H137V245H139L138 244V242H140V239H139V237L141 236V234H145V235H148L150 238H151V240H153V239H155L156 238V234H157V232L160 230V228L161 229H163V228H165V226L167 225V224H170V223H173L174 222V219H175V217H177L176 216V209L179 207V211H180V207L182 208L185 204H186V196L185 195H187L188 193H190V191H191V189H189V188H192V186H190V185H187L189 188H187V189H189V191H187L186 193H184V191L182 190V192H180V193H178L179 192V188H180V186H179V182L178 183H175L174 185H170V186H167L166 188H164V189H162V190H158L157 189V185L159 184H162V183H165V181L162 179V181L161 180H159V181H161V182H157V183H155L156 185H155V187H154V182L158 179ZM160 178H162V177H160ZM159 178V179H160ZM193 178V177H192ZM196 178V177H195ZM259 178V179H260ZM3 179V178H2ZM44 179V178H43ZM43 179H42V181H43ZM64 179V178H63ZM67 179H70V178H67ZM82 179V178H81ZM97 179V178H96ZM106 179V178H105ZM108 179V178H107ZM123 179V178H122ZM140 179V178H139ZM139 179H134V181H136V180H139ZM188 179V178H187ZM186 179V180H187ZM4 180V179H3ZM78 180V179H77ZM114 180V179H113ZM128 180V181H129ZM133 180V179H132ZM145 180V179H144ZM186 180H184V181H186ZM193 180V179H192ZM197 180V179H196ZM9 181V180H8ZM18 181V180H17ZM29 181H30V179H29ZM85 182H86V180H84ZM95 181V180H94ZM103 181V180H102ZM146 181H148V180H146ZM244 182V184L246 185L245 186V188H244V186H242L241 187V185L243 184H239V183H241V182ZM254 181V180H253ZM5 182V181H4ZM22 182V181H21ZM20 182V183H21ZM84 182V183H85ZM93 182V181H92ZM106 182V181H105ZM121 181H118V183L119 184H121L120 183ZM123 182V181H122ZM136 182H138V181H136ZM8 183V182H7ZM26 184H29L28 182H25ZM31 183V182H30ZM35 183H37V181H35L34 182V184ZM62 183V182H61ZM88 183V182H87ZM86 183V184H87ZM128 183V182H127ZM130 183V182H129ZM193 183V182H192ZM192 183H191V185H192ZM196 183H197V181H196ZM5 184V183H4ZM76 184H77V182L75 183V184H73V187L71 186V185H69L71 188H74L75 186H76ZM130 184H132V183H130ZM137 184V183H136ZM139 184V183H138ZM137 184V185H138ZM141 184V183H140ZM140 184L138 185V187L140 186ZM190 184V183H189ZM3 185V184H2ZM11 185V184H10ZM21 185V184H20ZM38 185V184H37ZM75 185V186H74ZM80 185V184H79ZM99 185V184H98ZM105 185V184H104ZM104 185H103V187H104ZM107 185V184H106ZM118 185V184H117ZM125 185V184H124ZM158 185V187H162V185H160L159 186ZM238 185L240 186L239 188H237L238 187ZM9 186V185H8ZM17 186H19V185H17ZM26 186V185H25ZM44 185H42V187H43ZM90 186V185H89ZM108 186V185H107ZM121 186V185H120ZM254 187L256 186V185H253ZM20 187V186H19ZM18 187V188H19ZM22 188H25L24 187V184L21 186ZM29 187H30V185H29ZM42 187H39L38 189L40 190V188H42ZM68 188L69 190L71 189V188ZM77 188L79 187L78 185L76 186ZM94 189L96 188L97 190H101V186H100V188H99V186H97V187H95V186H92ZM131 187V186H130ZM185 186H183V189H185L184 188ZM231 187H234V188H232V190L230 189ZM252 187V186H251ZM33 188V187H32ZM99 188V189H98ZM105 189L107 188V187H104ZM103 188V189H104ZM195 188V187H194ZM228 188H229V190L230 191H227L228 190ZM253 188V187H252ZM261 188V187H260ZM43 189H44V187H43ZM65 189V188H64ZM75 189V188H74ZM89 190H90V188H88ZM110 189H112L111 187L109 188V190ZM119 190H120V188H118ZM131 189H133V187L131 188ZM130 189V190H131ZM142 187H141V190L138 188V190L139 191H142ZM256 189V188H255ZM255 189H254V191H255ZM258 189V188H257ZM1 190V189H0ZM7 190V189H6ZM68 190V191H69ZM72 190V189H71ZM71 190L68 192L69 193V197L72 195H70V192H71ZM81 190V189H80ZM118 190V191H119ZM129 190V191H130ZM193 190V189H192ZM226 190V191H225ZM5 191V190H4ZM25 191V190H24ZM35 191V190H34ZM60 191H63L64 192V190H61V189H59L58 191H56V194L54 193V195L55 196H53L52 198H54V199H56V200H60V199H62V200H64L66 197V195L65 196H62V194H63V192H60ZM74 190H72V192H73ZM79 191V190H78ZM92 191H93V189L91 190V194H93L92 193ZM102 191V190H101ZM104 191V190H103ZM102 191V192H103ZM126 191H127V188H126ZM144 191V190H143ZM223 191H224V193H223ZM253 191V190H252ZM253 191V192H254ZM258 191H261V190H258ZM13 192V191H12ZM16 192V191H15ZM26 192H28L27 190H26ZM53 192H55V191H53ZM71 192V193H72ZM83 192V191H82ZM88 192V191H87ZM221 192H222V194H221ZM230 192V193H229ZM239 192H242V193H239ZM245 192V191H244ZM1 193H3V192H0V195H2ZM29 193V192H28ZM35 194H36V192H34ZM43 193V192H42ZM62 193V194H61ZM111 194H113L112 193V191L110 192ZM117 193H119V192H117ZM116 193V194H117ZM125 193V192H124ZM123 193V194H124ZM140 193V192H139ZM142 193V192H141ZM177 193V194H176ZM185 195H184V194ZM226 193V194H225ZM4 194V193H3ZM39 195L41 194V191L38 193ZM64 194H66V192L64 193ZM73 194H75L74 192H73ZM84 194H86L85 192H84ZM91 194H90V197H92L91 196ZM134 194H137V193H135L134 192ZM176 194V195H175ZM225 194V195H224ZM235 194V193H234ZM11 195H12V193H11ZM24 195H25V193H24ZM38 195V196H39ZM44 195V194H43ZM76 195H77V193H76ZM94 195V194H93ZM100 194H98L97 196H99ZM108 195H110V194H108L107 193V196ZM114 195H115V192H114ZM119 195V194H118ZM138 196L139 195H141V194H137ZM189 195V194H188ZM223 195H224V197H223ZM239 196V195H241V196H239V197H236V196ZM244 195V194H243ZM253 195V194H252ZM8 196V195H7ZM10 196V195H9ZM13 196V195H12ZM26 196V195H25ZM36 196V195H35ZM34 196V197H35ZM37 196V197H38ZM45 196V195H44ZM59 196H60V198H59ZM67 196V197H68ZM86 196H88V198H90L89 197V195L88 194H86V195H84V197H86ZM103 196H106V194H104V195H102V196H99V197H103ZM120 196H123L122 194L120 195ZM132 196H133V192H132ZM131 196V197H132ZM138 196L136 197V198H138ZM198 196V195H197ZM226 196V197H225ZM231 196H233V194L231 195ZM14 197V196H13ZM17 197H19V196H17ZM23 197V196H22ZM41 197H42V195H41ZM40 197V198H41ZM63 197H65L64 199H63ZM96 197V196H95ZM109 198H111L112 197V195H111V197L110 196H108ZM107 197V198H108ZM114 197V196H113ZM134 197V198H135ZM140 197V196H139ZM234 197H231L228 201H230L229 203L231 204V199L233 200V203L235 202L234 200H236V199H234ZM244 197V196H243ZM243 197H242V199H243ZM25 198H27V197H25ZM42 198H45V197H42ZM41 198V199H42ZM52 198L50 199L52 202H53V204L56 206V204L54 203V202H56V200L55 201H53L52 200ZM80 198H82L81 196H80ZM115 198V197H114ZM125 198H128L127 199V201H129V197H125ZM252 198V197H251ZM2 199H5V198H2V197H0V200H2ZM40 199V200H41ZM46 199V198H45ZM44 199V200H45ZM48 199V198H47ZM74 199H75V197H74ZM73 199V200H74ZM83 199V198H82ZM87 199V198H86ZM116 199V198H115ZM124 199V198H123ZM8 200H9V198H7V202H8ZM13 199H11V197H10V201H12ZM49 200V201H50ZM98 200H100V199H98ZM113 200V199H112ZM213 200V201H212ZM258 200V199H257ZM256 200V201H257ZM2 201H4V200H2ZM5 201V202H6ZM15 201V200H14ZM20 201H25V200H23V199H21V195H20V200H19V202L17 201V203L18 204H20ZM35 201V203H36V201H38V199L37 200H34ZM50 201V204L52 203ZM66 201V200H65ZM67 201H69V200H67ZM79 201V200H78ZM83 202H85L84 201V199L82 200ZM82 201H79L80 202V205H81V203L83 204V202ZM104 201V200H103ZM106 201V200H105ZM111 201V200H110ZM225 201V200H224ZM239 201V200H238ZM247 201H249V200H247ZM247 201H244L245 203L247 202ZM259 201H260V199H259ZM262 201V200H261ZM260 201V202H261ZM5 202H3V203H5ZM48 203V200L47 201H45L44 203ZM62 202V201H61ZM72 201L70 200V203H71ZM89 202V201H88ZM113 202V201H112ZM134 203V202H136L135 200H133V201H131V203ZM214 202H216V200L214 201ZM240 202V201H239ZM242 202V201H241ZM251 202V201H250ZM39 203V202H38ZM38 203H36V204H38ZM43 203V204H44ZM74 203H76L77 204V202L75 201ZM73 203V204H74ZM108 203V202H107ZM11 204H13V205H15L14 203H11ZM10 204V202H9V205H11ZM49 204V203H48ZM47 204V205H48ZM73 204H71V205H73ZM100 204V203H99ZM216 204V203H215ZM214 204V205H215ZM242 204H243V202H242ZM247 204H249V203H247ZM251 204V203H250ZM254 204H255V202H254ZM258 204V203H257ZM29 205V204H28ZM30 205H32V202L30 203ZM45 205V204H44ZM44 205H40V207L42 208V207H45ZM53 205V206H54ZM58 205V204H57ZM110 205V204H109ZM113 205H114V203H113ZM137 205V204H136ZM256 205V204H255ZM2 206V205H1ZM7 206V205H6ZM19 206V205H18ZM26 206H27V203H26ZM38 206V205H37ZM52 205H48V208L50 209V210H52V207H51ZM258 206H259V204H258ZM7 207H10L11 209H12V207L11 206H7ZM6 207V208H7ZM14 207V206H13ZM29 207V206H28ZM35 207V205L33 204V208ZM39 207V206H38ZM60 207H62V206H60ZM113 207V206H112ZM111 207V208H112ZM123 207V206H122ZM1 208H3V207H1ZM9 208V209H10ZM16 208V207H15ZM14 208V209H15ZM27 208V207H26ZM33 208H31V209H33ZM37 207H35V209H36ZM46 208V207H45ZM54 208V207H53ZM66 208V207H65ZM72 208V209H71ZM133 208V207H132ZM207 208H205V209H207ZM256 208H258V207H256ZM262 208H264V207H262ZM8 209V208H7ZM8 209V210H9ZM19 210H17L18 212L20 211V208H18ZM28 209V208H27ZM30 209V208H29ZM43 209V208H42ZM49 209L47 210V208L45 209L47 212L49 211ZM58 209H60V208H58ZM80 209V208H79ZM115 209H117V208H115ZM209 209H211V208H209ZM208 209V210H209ZM215 209H218L219 210V208H218V206L215 208ZM261 209V208H260ZM260 209H258L257 211H259ZM5 210V209H4ZM37 210V209H36ZM41 210V209H40ZM81 210V209H80ZM131 210V209H130ZM177 210V212H179ZM255 210V209H254ZM22 211V210H21ZM29 211V210H28ZM32 212H35V210L33 209V210H31ZM58 211V210H57ZM187 211V210H186ZM225 211V210H224ZM262 211H264V210H262ZM261 211V212H262ZM5 212H9L10 213V210L9 211H4V213ZM14 212V211H13ZM18 212H16V213H12L11 214V217H13V215L15 216V214L18 216L19 214H18ZM26 212H27V210H26ZM39 212V211H38ZM42 212H45L44 210L42 211ZM46 212V213H47ZM125 213V215L127 214V215H129V216H127V217H122V216H125V215H120V216H118L117 214H121V213ZM251 212V211H250ZM9 213H6L7 215H9ZM20 213H22V212H20ZM45 213V214H46ZM133 213V212H132ZM258 213V212H257ZM25 213H23V215H21V216H24L25 217V215H24ZM37 214H39V213H37ZM57 214H59V213H57ZM61 214H62V212H61ZM78 214V213H77ZM194 214V213H193ZM262 214H264V213H262ZM50 215H52V213L50 214ZM49 215V216H50ZM56 215V214H55ZM251 215V214H250ZM36 216V215H35ZM37 216H39V215H37ZM60 216V215H59ZM64 216V215H63ZM254 216V215H253ZM260 216H261V214H260ZM262 216H264V215H262ZM2 216L0 215V218H1ZM3 217H4V215H3ZM7 217V216H6ZM6 217H4V220H3V218H2V220H3V223H4V227H5V222L4 221H7L8 219L9 220H11V218L9 217H7V219H6ZM42 217V216H41ZM119 217V218H118ZM245 217H246V215H245ZM248 217H249V215H248ZM251 217V216H250ZM17 218V217H16ZM21 218V217H20ZM23 218V217H22ZM26 219H28V221H29V218H28V214H27V216L25 217ZM32 218H34V217H32L31 216V218L30 219H32ZM40 218V217H39ZM43 218H46V217H44L43 216ZM57 218H59V217H57ZM131 218L132 219H134V220H132L131 221ZM219 218H221V217H219ZM226 218V217H225ZM252 218V217H251ZM262 218H264V217H262ZM6 219V220H5ZM42 219V218H41ZM47 219V218H46ZM45 219V220H46ZM222 219H224V218H222ZM221 219V220H222ZM247 219V218H246ZM253 219H255V218H253ZM256 219H258V217L256 218ZM255 219V220H256ZM1 220V219H0ZM15 221V219H12V221ZM24 220V219H23ZM49 220H50V218H49ZM200 220V219H199ZM226 220H228V219H225V220H223V222L224 221H226ZM255 220H254V224H255ZM26 221V220H25ZM31 221V220H30ZM30 221L28 222V223H30ZM220 220L218 219L217 220V222H219ZM262 221V220H261ZM260 221V222H261ZM15 222H17L18 223V225H19V222L18 221H15ZM52 222H54V221H52ZM135 222V221H134ZM222 222V221H221ZM3 223H0L1 225L3 224ZM8 223V222H7ZM12 223H14V222H12ZM52 224V225H51ZM158 224V225H157ZM218 224V223H217ZM227 224H229L228 222H227ZM232 224V223H231ZM0 225V226H1ZM13 224H11V226H12ZM133 225V224H132ZM170 225H173V224H170ZM170 225H169V231L170 230H172L173 231V229L174 228H171L170 229ZM220 225V224H219ZM218 225V226H219ZM221 225H222V223H221ZM249 225V224H248ZM6 226H7V224H6ZM157 226H159L160 228L159 229H156V227ZM204 226V225H203ZM217 226V227H218ZM236 226V225H235ZM237 226H239V225H237ZM49 227H51V228H49ZM60 227V226H59ZM66 227V228H65ZM173 227V226H172ZM187 227V226H186ZM8 226H7V230H8ZM44 228V227H43ZM46 228V227H45ZM44 228V229H45ZM61 228V227H60ZM60 228H58V229H60ZM63 228V227H62ZM129 228H130V225H129ZM168 228H166V230H168ZM176 228V227H175ZM201 228H202V226H201ZM223 228V227H222ZM226 228V226L224 227V229ZM9 229H11V227L9 228ZM12 229H14V228H12ZM11 229V230H12ZM34 229H36V228H34ZM63 229V230H64ZM184 229V228H183ZM182 229V230H183ZM186 229V228H185ZM184 229V230H185ZM190 229V228H189ZM0 230H2V228H0ZM40 231H41V229H39ZM130 230V229H129ZM166 230H160V232H164L165 234L167 233V235L166 236H168V234H170L168 231L166 232ZM181 230V231H182ZM188 229H186V231H187ZM195 230V229H194ZM241 230V229H240ZM4 231H6L5 229H4ZM3 231V232H4ZM62 231V230H61ZM248 231V230H247ZM261 231V230H260ZM2 232V233H3ZM11 232V231H10ZM190 232V231H189ZM200 232V231H199ZM6 233V232H5ZM5 233H3V234H5ZM9 233V232H8ZM62 233V232H61ZM60 233V234H61ZM64 233V232H63ZM68 233V232H67ZM156 233V234H155ZM182 233H184V237H185V234L187 235L188 233L186 232L185 233V231H183ZM193 233H196L197 234V232H193ZM165 234H163V235H165ZM177 234V233H176ZM192 234V233H191ZM191 234H189L188 236H190ZM63 235V234H62ZM162 235V236H163ZM172 235V234H171ZM237 235H239V234H237ZM260 235H262V234H260ZM259 235V236H260ZM7 235H5V237H6ZM9 236V235H8ZM57 236V235H56ZM72 236L77 240V243L79 244L80 242H82L81 244L82 245H84L87 249H89L90 250V253L88 252V253H86V254H89V257L85 254V252H84V255H86V257H88V258H86V259H83L84 257H83V250L81 249V244H79L76 248H71V245L73 246V242L72 241H70V242H72L71 244H70V242H68L67 244L68 245H66L65 247L63 246L64 244H65V238H69V239H74V238H72ZM188 236H187V240L188 241H191V236H190V239L188 238ZM203 236V235H202ZM252 236V235H251ZM255 236H257V235H255ZM3 237V236H2ZM145 237V236H144ZM164 237V236H163ZM195 237H197L196 235H195ZM195 237H192L193 238V240H196V239H194ZM206 237V236H205ZM246 237H248V236H246ZM252 237H254V235L252 236ZM165 238V237H164ZM204 238V237H203ZM202 238V239H203ZM237 238V237H236ZM235 238V239H236ZM244 238V237H243ZM251 238V237H250ZM250 238H248V239H250ZM34 239V238H33ZM74 239V240H75ZM160 239V238H159ZM158 239V240H159ZM161 239H163V238H161ZM218 239V238H217ZM247 239V238H246ZM246 239H244V240H246ZM247 239V240H248ZM262 239H264V238H262ZM164 240V239H163ZM198 240H199V238H198ZM197 240V241H198ZM35 241V240H34ZM51 241H53L52 242V244H51ZM54 241H55V243H54ZM202 240H199V242L198 243H200ZM204 241V240H203ZM235 241V240H234ZM252 241V240H251ZM38 242V243H39ZM47 244H46V243ZM75 242V241H74ZM149 242V241H148ZM155 242H156V240H155ZM171 242V241H170ZM170 242H168V243H170ZM176 242H178V241H176ZM192 242V241H191ZM193 242H195V241H193ZM207 242V241H206ZM205 242V243H206ZM215 242H216V240H215ZM243 242V241H242ZM246 242V241H245ZM244 242V243H245ZM248 242V241H247ZM250 242V241H249ZM58 243H59V245H58ZM175 243V242H174ZM198 243H196L197 245H198ZM217 243V242H216ZM215 243V244H216ZM75 244V243H74ZM195 243H194V245H196ZM202 243H200L199 244V246L201 245ZM208 244V243H207ZM228 244V243H227ZM250 244V243H249ZM25 245V244H24ZM179 245V244H178ZM204 247H205V245L204 244H202ZM217 245V244H216ZM216 245H214V246H216ZM235 245V244H234ZM69 246H70V248H69ZM140 246V245H139ZM208 246V245H207ZM32 247V246H31ZM68 247V248H67ZM84 247V248H85ZM141 247V246H140ZM177 247H179V246H177ZM203 247V248H204ZM209 247V246H208ZM198 248H200V247H198ZM233 248V247H232ZM137 249H139V247L137 248ZM159 249V248H158ZM173 249V248H172ZM176 249V248H175ZM181 249H182V247H181ZM194 250H195V247L193 248ZM201 249H202V246H201ZM205 249H207V248H205ZM214 249V248H213ZM245 249V248H244ZM260 249V248H259ZM86 250V249H85ZM132 250V251H131ZM209 250H210V248H209ZM5 252V251H4ZM30 252V251H29ZM135 252V251H134ZM164 252H165V250H164ZM201 252V251H200ZM208 252V253H207ZM211 252H212V250H211ZM31 253V254H32ZM68 253V254H69ZM75 253V252H74ZM136 253V252H135ZM193 253V252H192ZM206 253L209 255V251L207 250L206 251ZM213 253V252H212ZM27 254V253H26ZM29 254V256H30V253H28ZM76 254H77V252H76ZM171 254V253H170ZM214 254V253H213ZM224 254V253H223ZM258 254V253H257ZM259 254H260V252H259ZM16 255H17V253H16ZM15 255V256H16ZM19 255V254H18ZM17 255V256H18ZM25 255V254H24ZM61 255L59 256V257H61ZM72 254H70V256H71ZM189 255H192L191 253L189 254ZM233 255V254H232ZM245 255H246V253H245ZM16 256V258H17V260H19L18 258L19 257H17ZM20 256V255H19ZM26 256V255H25ZM69 256V257H70ZM197 256H199V255H196V257ZM204 256H206V255H204ZM247 256V255H246ZM24 257V256H23ZM54 257V258H53ZM58 257V256H57ZM68 257V256H67ZM230 257H232V256H230ZM4 257H1L0 256V264H23L24 262H21V261H9V260H6V259H3ZM15 258V259H16ZM206 258V257H205ZM262 258H264V257H262ZM66 259V258H65ZM64 259V260H65ZM67 259H69V258H67ZM89 259V260H88ZM197 259H198V257H197ZM228 259V258H227ZM3 260V261H2ZM22 260V259H21ZM208 260V259H207ZM55 261V262H54ZM103 261V260H102ZM228 261V260H227ZM182 262V261H181ZM199 262V261H198ZM210 262V261H209ZM233 263V262H232ZM62 264V263H61ZM144 264V263H143ZM146 264V263H145ZM149 264V263H148ZM181 264V263H180ZM184 264H187V263H184ZM190 264V263H189ZM207 264V263H206ZM248 264V263H247Z\"/></svg>",
  "mask_w": 264,
  "mask_h": 264
}]
</instances>
